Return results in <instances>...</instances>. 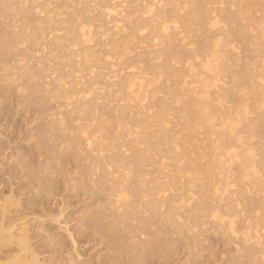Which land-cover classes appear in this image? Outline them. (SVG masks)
I'll list each match as a JSON object with an SVG mask.
<instances>
[{
    "label": "rangeland",
    "instance_id": "1",
    "mask_svg": "<svg viewBox=\"0 0 264 264\" xmlns=\"http://www.w3.org/2000/svg\"><path fill=\"white\" fill-rule=\"evenodd\" d=\"M6 1V0H5ZM39 1V3H40V1L42 2L43 1V3H45V0H38ZM37 1V2H38ZM47 1V0H46ZM49 1V2H48ZM47 2L48 3H50V4H48V8H49V6L51 7L50 9H52L53 11H55V13H56V15H58V16H61V17H59L60 19H63L64 18V16L65 15H67V16H65V18L64 19H69V17H71L70 19H69V21H66L67 23V25L69 24L68 22H70V24L71 23H74V21L77 23H74L75 25H72V26H76V25H78V24H80V23H82L83 21L85 22V21H88L87 23L89 24V22L91 23L92 21H93V23H95L96 21L98 22V20L99 19H96L99 15H102V13L104 14V11L103 10H101L102 9V7H100V6H103V5H101V2H100V0H99V5H98V1L97 0H94V1H92V0H90V1H92L89 5L90 6H87V5H85L84 3H83V5H84V7H83V5H82V2H83V0L81 1V2H79L78 0H75L74 2L75 3H73V0H48ZM60 1V2H59ZM63 3H62V2ZM67 1V2H66ZM84 1H86V0H84ZM89 1V0H88ZM88 1H86L85 3L86 4H88L89 2ZM97 1V2H96ZM116 2H118L117 0H115ZM136 2H137V0H135ZM135 1L134 0H127V1H125V3L127 4H124L123 5V7H125V8H123V10H125V9H127V11L129 12V11H131L132 9H135V6L137 5L136 3H135ZM142 1H145V2H147V3H149L150 1H152V0H142ZM156 2H157V0H155ZM167 1H169V2H167ZM174 1H176V0H166V3H163V4H167V6L165 7V12L166 11H168V13H169V11L171 10H173L174 9V7L176 6V4L178 3V5L181 7V5L184 7V3L185 2H187V4L185 3V7H184V12L182 11V12H180V14L181 15H185L184 17L185 18H183V19H193L192 21L190 20V28L188 29V30H183V29H181V30H183L184 32H185V34H183V35H185V37H187L186 39H187V41H192V43H193V45L195 46V48H192L191 46H193V45H191L190 46V48H192L191 50H188L186 53L188 54V53H190L193 49L195 50L197 47L196 46H198V45H200L202 42L203 43H207V38H208V42H209V30H211V29H209V27L207 26V21H206V17H205V19H204V16L202 15L201 16V14H202V12H201V10L202 11H207V10H209V8H207V10H205V6H211L210 4H206L205 3V1H201V0H177L176 2H174ZM196 1H198L197 3H196ZM221 1V3H219L220 5H214V4H212V6L210 7V11L211 12H213L212 10H214V12H215V16H214V18L216 17V19L219 17V19H217L218 20V22L220 21V19H221V23L222 24H220V27H221V29L220 30H222V27L224 28V30H222L223 32H225V35H224V33L223 34H221L222 32L219 30L218 32H219V34H221L222 36L224 35L225 37H221L220 36V38H222V44H223V46L224 45H226V41L225 40H227L228 42L229 41H231V43L233 42V45L237 48L236 50H235V48H234V46L233 45H231V46H233L231 49H233L234 48V50L235 51H233L232 53L234 54V52H235V56L234 55H232V53L230 54L231 56H233V58L235 59V61L233 62V60H232V64H229V63H227L226 65L224 64V66L226 67L227 66V68H225V69H222L223 70V73L224 74H220V76L221 75H223V77H220L221 78V81H223L222 80V78L224 79V77H226L225 79H224V85H223V82L222 83H218V87H219V89H221V91H223L225 94L227 93L228 94V92L229 93H231L233 90L232 89H234L235 91V96L236 97H233L234 99H236L237 101H239V99L241 98V96H244L245 98L246 97H248V94L250 93V90L249 89H254V87L253 86H255V90H256V84L258 83V82H256L257 80H255V83H253L254 82V80H253V78L251 79V76H250V73H252L251 71L253 70L254 72V74L255 75H258V74H261L260 76H261V78H262V75H263V78L262 79H264V71L262 70V67H264L263 65V61L262 60H260V59H264V47H262V46H264V44H262V45H259L261 42H262V40L261 39H264V36H262V33L261 32H263L264 31V26L263 25H261L260 27H261V29H260V27H259V25L258 24H260L261 23V19L262 18H264V0H260V2H262V3H260L259 2V0H257V2L258 3H256L255 5H254V7H248L249 9H247L246 11H245V14H242V16L244 17H242V22H240L239 20L241 19V17H238V18H240V19H234V20H232V21H227L226 20V18H224V20H223V16H224V14H226V12H228V9H226V8H229V10H234V11H237V9L236 8H238V7H235L236 5H238V0H220ZM224 1V2H223ZM231 1H232V3H234V5L231 7V6H229L230 4H231ZM1 2H2V5H1ZM51 2H52V4H51ZM53 2H54V5H53ZM69 2V3H68ZM72 4H71V3ZM114 2V1H113ZM116 2H114V5H119V4H116ZM129 4H128V3ZM139 2H140V4H139ZM139 2H137L139 5H140V7H142V4H141V0H139ZM173 2V3H172ZM192 2H193V4H192ZM217 2H219V0L218 1H216L215 2V4L217 3ZM79 3H81V4H79ZM96 3V4H95ZM131 3V4H130ZM133 3V4H132ZM182 3V4H181ZM190 3H191V5H190ZM194 3H196V5L194 4ZM223 3V4H222ZM225 3H227V4H225ZM29 3L27 2V5H28ZM59 4H60V6H59ZM66 7H64L63 5ZM66 4V5H65ZM68 4V5H67ZM95 4V5H94ZM102 4H104L103 2H102ZM105 4H106V2H105ZM111 4H113V3H111ZM135 4V6H133ZM171 4V5H170ZM206 4V5H205ZM229 4V5H228ZM262 4V5H261ZM4 5H5V2H4V0H0V36H2L3 37V39H1L2 37H0V198L2 199V200H4L3 199V197L5 198V197H10L11 199H9V200H12L13 199V202L14 201H16V204L18 203V205L19 206H15L16 204L14 203L13 205H10V204H7V205H5L6 206V209H7V207H8V209L7 210H9V212H11V213H8L7 215L8 216H10V218L9 217H7L8 219H6V221H11V219H13V221H16V219H17V217L19 218L20 217V221L19 220H17L16 222H14V223H19V225H17V224H15V225H17V226H20V222H22V224L23 223H26L25 225L27 226L26 228V230H27V234H29L28 235V238H29V242H30V248H31V250L35 253V254H37V256L39 257V259L40 258H42V260H44V261H46V263H51V264H255L254 262V260L252 259V258H250L249 257V255L247 256V254H245V253H247L246 251V248H248L249 246H247V245H250V244H247V245H245L244 243H242V239H241V236L239 235V237H233V235L231 236V235H227L226 236V234H225V236L223 237L222 235H221V233L220 234H218L216 231H217V227L214 225L215 223L212 221V219H211V215L210 216H208L207 214H204V215H206L205 216V218H201V217H204V215H202V213L204 212L203 210H202V213H201V211H200V215H201V217H199L200 215H199V213L197 214V216L199 217V218H201V222H199V224H198V221H200V219L199 218H196L195 220H194V218L191 216V215H185L186 216V218H185V216H181V217H183V219L182 218H180L179 220L181 221V222H177L178 223V225H181V224H187L188 222H186V221H184L185 219H189L188 221H190L189 222V224H191V225H186V226H190L189 228H190V230H191V227L192 226H194L195 224H193L194 223V221L195 222H197L196 224H198L199 226H200V228H199V226L198 225H195L196 227H192L193 229V232H192V230L190 231V234L192 233V235H189V233H188V235L189 236H186V238H185V233H183L184 232V230L185 229H187V227L186 226H184V228H183V230H180L181 231V233H182V236H181V233L179 232V227H180V229H181V226H177V230L178 231H176V232H179L180 234L178 235V233H175V234H173L174 232H175V230H173L174 228H170V226H169V229H166L167 228V225H169V224H167L166 223V221H165V223L167 224H164L163 222V224L161 223V222H159L157 225H155L154 224V226H152V227H147L146 229H148V230H145V228H144V234L141 232L140 233V231L139 230H141V226H143V225H141V222L139 221L138 222V220H143L144 218H146V219H144V220H147L148 219V221H150V222H154L155 220V216H154V214H152V212L150 211H147V214L146 213H144V212H142L141 213V211L140 212H138L139 213V215L138 214H136V215H134L133 217H135L136 216V218H133L132 217V222H128L127 220V222L128 223H126L125 221H123V220H121V221H123V222H120V224L118 225V227H112L111 226V224H110V215L106 218V217H100V215H98V211H99V208H100V204L102 203V201H103V199H106V198H104V197H106V193H102V192H100V190L98 189V188H101L102 187V189H105V185L104 186H102L101 184H99L98 183V181H99V179H98V177L99 176H101V173H100V171H102L99 167H98V172H97V170L95 171H93V173H92V175H91V178H90V176L87 174V168H88V166H90L91 167V164H92V162H90L89 160H90V158H91V161H92V155L94 156H96V154H93V150L95 151L96 149V146H100L101 147V145H99V143L100 142H102L103 141V148H105L106 146V144L108 145H110V144H113V145H111V146H113V147H116V149H118V154L119 155H122L123 157H124V160H125V158H126V156H127V158H126V161H128V159L130 160L131 159V155H138V156H140L141 157V159H142V161L140 162V163H138V165L136 164V166H134V163H130L131 165H129L128 167H129V169L127 168V170H129L131 173H129V175L131 174V176H130V179H131V177L132 178H134L135 176L134 175H136V174H139V175H143V174H145L144 176V178H146V177H149V175H152L151 176V179L154 177V175H155V173H156V164L154 165L153 163L155 162V161H158L159 159H160V154H162V156H163V152L162 151H164L163 149H165L164 147H166V148H168L167 147V145H165L166 144V142L167 143H169V145L168 146H173L174 144V146L173 147H175L176 145H178V144H180V145H182V147L181 146H177L179 149H177V152L180 150V148H186V149H184V150H182V155H181V150L179 151L180 153H179V158H180V162H181V160L183 159V157L186 159V157L188 156L187 155V153L188 152H190L191 151V153H190V155H189V157H190V159H189V157L187 158L188 159V161H193V162H195V164L198 162V160H199V163H200V166H199V163L198 164H196V167H198L197 168V171H198V169H199V167L201 168H203L204 166L206 167V169H208V168H210V170H208L209 171V173L211 172V164L210 163H212L213 165H212V168H215V170H218V168L217 167H215L216 165H217V162H218V160H216V158L213 156L212 157V154H213V152H210V149H208V147H210L211 146V143L212 144H214L213 145V148L214 147H216L217 146V144L215 143V141L216 140H214L215 138H216V136L215 135H211V136H207V135H209L212 131L211 130H213V128L210 130L211 132H209V129H207V128H209V127H206V129H205V126L203 127L204 128V131L202 130V128H201V131H198L197 129H193V132H189L188 134H189V136L191 135V133H192V135L194 134V132H195V135L196 136H194L195 138H193V136L191 135V138H189V140L187 139V141H186V139H185V134L186 133H183V132H186V130L184 131V129L180 126V123H179V126L182 128H180L181 129V132H182V135L184 134V139H185V141H184V139H183V136L181 135L180 136V139L183 141H181L180 139H179V134H178V132H180V129H179V127H178V129H177V126H174V125H178V123H177V121H179L178 120V118H177V115H179L180 113L179 112H181V111H179V109L178 108H181L180 106H182V109H183V101L185 100H183V97H181L180 99L181 100H179V101H182L181 103H177V104H179V107H178V105H176V104H173V102L174 101H172V99H171V103L173 104H171V103H169V105H168V103H167V101H168V99L169 98H167V97H169L170 95H165L166 97H163V95H164V93H163V95H161V94H159V97L158 98H156V100H154V101H150V102H148V100H146V102L145 103H147L149 106L152 104H154L155 105V108H153L154 107V105H153V107H152V105H151V107L154 109V110H149L150 111V115H152L151 113L153 112V111H155L156 109L157 110H159V108H160V102L162 103V100H163V103H166L167 105H164L163 103H162V106L164 105V106H166V109L168 110V112H169V110H170V117H169V119H170V124H169V126H171V132H174L176 135L178 134V136H177V138H176V136H175V139H173L174 141L176 140L177 141V139H179L180 141H173V140H167L166 142H165V144H164V142H163V144H164V147H163V144H162V142H160L158 139H160L161 140V138H160V134H161V137L164 135V134H162V133H159V127L156 125V123H154V121L153 120H149V119H147L146 117H145V114L144 113H140V114H142L141 116L142 117H144L146 120L145 121H147V120H149L148 122H145L144 120H142V118H141V116L140 115H138L139 116V118L142 120V122H143V124H140L141 126L140 127H138L139 126V124H138V122H135V121H133L134 120V116H135V114H133V112H130L129 111V109L128 108H130V106L127 108V104L125 105V104H121V99H120V96H123L122 94L120 95V94H118V93H114V91H116L115 89L113 90V88L112 89H107V92H106V87H107V84L106 83H108V82H106L105 80H107V78L110 76L111 78H112V76H111V74L113 75V74H115V72L114 71H117L116 72V74L118 75H113V76H116L115 78H117L118 77V80L120 79H122V75L124 74V72H125V74H124V76L126 75V73L128 74L129 72H127L129 69H128V67L129 66H131V64L133 63H136V64H134L135 66V68L133 67V64H132V67H133V70L135 69V70H137L136 69V66H137V68L139 69V71H143V77H144V75H145V78H140V76L141 75H139V76H137L138 74H137V72H136V77H138L139 79H142L141 81H143V85L145 86L146 84V81H147V85L152 81V79H153V77H156L155 75H157L159 72H157V74L154 72L155 70V63L153 64V62H151V61H149V58L152 60L154 57L152 56V55H149L150 54V52H154L155 51V49H152L151 47H150V49L148 48V50L146 49L147 47H149V45L150 44H148L149 43V41H148V43H147V38L150 36H148L147 37V35L148 34H150V33H148V31L145 33V31H144V33H145V36H144V34L143 33H141V34H143V35H141V36H139L138 35V33H136V32H131L132 34L133 33H135V35H133V37H130V36H132V34L128 37L129 39H130V41H129V39L127 40L128 41V44H123V43H125V41L120 45V43H119V45L121 46H119L118 44H116V47L117 48H115L114 46L115 45H113L112 47H111V45H110V47H109V45L107 46L108 48H111V51L113 50V47L115 48V50H114V52L112 51H110L109 53H112V55L113 56H111V54H109L111 57H115L117 54H120V56H123V57H120V56H116V57H118L119 59L117 60V58L115 57V61L114 60H108V62H106L105 60V63H104V61H100L101 63H104V65H102L100 62H98L97 63V65L98 64H100V65H102V67L100 66H97V68H95V73L96 74H98V75H101L102 76V78H103V80H101L102 81V84H103V81H105L104 83L106 84V85H104L103 84V90L102 91H100V93L101 94H103V96H105V97H103L101 100H103L104 98H105V100L104 101H102L103 102V105H107V108H109V109H107V108H105V106H104V108L107 110V112H109V110H110V113L111 112H113L112 113V116L114 117V119H113V117H111V116H105V115H109V113H107V114H103V116H105L104 118V120H103V116L101 117V115L102 114H100L99 115V113H97L98 114V117L100 116V119L98 118V117H95V116H97V115H94L93 113V115H91V114H88V115H86L85 113V116H84V120H83V116L81 117V119L83 120V122H79V121H76V122H74L75 123V125H77L76 127L77 128H81V125L83 126V125H85L86 126V123L87 122H91L90 121V119L88 118V117H90L91 119H93L92 121L93 122H91V124H89L88 126H89V128H88V126H87V128L89 129V130H87V128H85V129H83V130H85V132L87 133V135H88V132H90L91 133V131L94 133V131L96 132L98 129H100V128H98L97 126L99 125L98 123H99V121H101V122H103L104 123V121L106 120L107 121V125L105 126V123H104V125L102 124L101 126H102V129H100L99 130V132L97 133V135H96V139H94L95 138V134L96 133H94V134H92L93 136H94V138H93V141L95 140H97L98 141V139L97 138H99V141H100V138H102L101 140L102 141H100V142H97L96 144H92V146H94V149H93V147L92 148H89V150L86 148V146H84V141H81L82 139H80V140H77L76 142H75V144H71V141H70V138H72V137H75V135H77L79 132H77V131H79V130H77L76 132H74L76 129L73 127V124L71 123V126H70V123H65V124H63L62 125V131L64 132L63 134H62V132L61 131H58L57 133L55 132L54 133V131H53V133H52V131H50V132H47L45 129H47V127H49L50 126V123H51V120L52 119H50V118H52L51 116H48V115H50V113H57V112H59L60 113V111H61V113H65V111L67 110H70V109H72L73 107H71V106H74V105H70V107L71 108H67V104H71V102H72V104H73V100L74 99H71V100H67L66 101V98H63L64 96V94L61 96V93H58V94H56V91H57V89H56V87L55 86H57L56 84H57V80H58V78H59V80L61 81V85H62V83L64 82H66L65 84H63L62 85V87L64 86V88H65V91H67L68 89L67 88H69V86L70 85H68L69 84V82H70V84H71V87H73L72 86V84L74 83V80H72V81H69L70 79H72V78H66V74H68V70H70V73H72L71 72V70L72 71H75V70H77L78 69V67H82V69H86L85 67L87 66L88 68L90 67L89 66V64L90 65H92L93 63H96V62H94L95 61V59L91 62H89L88 63V65H87V63L85 64V65H83L82 63H79V61L77 62L76 60H78V59H75L74 60V57H73V54L75 55L76 53H78V46L77 47H72V48H75V49H73L72 50V48H69V49H66L67 48V46L65 47L64 46V48L62 47L63 46V44L61 45V44H59L58 46H60L61 45V48L60 47H57L56 45H54V44H56V43H53V44H51L53 41H54V39H52V36H54V34H58V32H54V30H51L50 28L48 29V27L46 26V24H45V22L43 21L42 22V19L43 18H41V17H43L44 16V14H42V15H40V17H39V19H41V20H39L40 21V25H38L39 24V22L35 25H25L26 23H23V21L24 20H21V19H19L18 20V17L16 18V19H14V20H11V19H9V17H6L5 15H4V13H2L3 11H2V9H3V7H4ZM52 5V6H51ZM73 5V6H72ZM76 5V6H75ZM94 5V8L92 7ZM165 5H163V6H165ZM174 7H173V6ZM198 5H199V7H198ZM214 5V6H213ZM260 5V6H259ZM2 6V7H1ZM58 6V7H57ZM67 6H68V8H67ZM72 6V8H71V10H70V7ZM78 6H81V7H78ZM86 6V7H85ZM96 6V7H95ZM98 6V7H97ZM138 6V5H137ZM136 6V7H137ZM158 6H159V4H158ZM197 6V7H196ZM204 6V7H203ZM228 6V7H227ZM258 8H257V7ZM20 7H22V6H20ZM47 7H45L44 9H46ZM54 7H56V8H54ZM63 7V8H62ZM77 7V8H76ZM90 7V8H89ZM140 7H137L136 9L138 10ZM171 7V8H170ZM187 7H188V9H187ZM202 7V8H201ZM232 9H231V8ZM235 7V8H234ZM261 7V8H260ZM61 8V9H60ZM82 8V9H81ZM95 8H96V10H95ZM100 8V9H99ZM121 8V9H122ZM164 8V7H163ZM170 8V9H169ZM190 8V9H189ZM194 9V11H193V9ZM198 8V9H197ZM200 8V9H199ZM214 8V9H213ZM255 8V9H254ZM258 10H257V9ZM43 9V10H44ZM56 9V10H55ZM77 9H81V10H78L77 12H75ZM87 9V10H86ZM120 9V10H121ZM219 11H218V10ZM236 9V10H235ZM246 9V8H245ZM244 9V10H245ZM251 9V10H250ZM62 10V11H61ZM70 12V14H69V12ZM84 12H83V11ZM89 10V11H88ZM91 10V11H90ZM97 11V12H95V11ZM197 10V11H196ZM216 10H217V12H216ZM222 10V11H221ZM243 10V11H244ZM45 11V10H44ZM46 11H47V9H46ZM57 11V12H56ZM58 11H59V13H58ZM79 11H81V12H79ZM87 11V12H86ZM94 11V12H93ZM100 11L102 12V13H100ZM127 11L125 12L126 14H127ZM171 11H170V13H171ZM188 11V12H187ZM192 11V12H191ZM221 11V12H220ZM260 13H259V12ZM63 12V13H62ZM73 12V14H71ZM94 14H93V13ZM123 12V11H122ZM123 12V15L125 16L124 18V20L125 21H127V24H128V22L130 21V24H132L131 22L133 21L132 19V17H134V16H132L131 15V13H130V15L129 16H126L125 15V13ZM186 12V13H185ZM192 14H191V13ZM198 12V13H197ZM232 12V11H231ZM254 12V13H253ZM257 12V13H256ZM54 13V12H53ZM79 13V14H78ZM183 13V14H182ZM194 13H195V16H194ZM206 14H208L207 15V18L209 17V15H210V12H205ZM224 13V14H223ZM244 13V12H243ZM248 13V14H247ZM252 15H251V14ZM3 14V15H2ZM25 14L27 15V16H31V14L30 13H28V12H26L25 11ZM60 14H64L63 15V17H62V15H60ZM75 14V15H74ZM81 14H82V16L84 17H82L81 16ZM86 14H87V16L88 17H86ZM93 14V15H92ZM96 14H99V15H96ZM129 14V13H128ZM127 14V15H128ZM190 14V15H189ZM198 14V15H197ZM220 14H221V16H220ZM71 15H73V18H72V16ZM137 15V14H136ZM193 15V16H192ZM217 15H219L218 17H217ZM248 15V16H247ZM255 15V16H254ZM79 16V17H78ZM93 16H95V17H93ZM104 16V15H103ZM131 16V17H130ZM138 16V15H137ZM136 16V17H137ZM187 16H188V18H187ZM197 16V17H196ZM199 16V17H198ZM226 16V15H225ZM224 16V17H225ZM259 16V17H258ZM261 16V17H260ZM4 17V18H3ZM6 17V18H5ZM66 17H68V18H66ZM78 17V18H77ZM90 17V18H89ZM99 17H101V16H99ZM98 17V18H99ZM127 17V18H126ZM183 17V16H182ZM193 17V18H192ZM211 17H213L212 15H211ZM222 17V18H221ZM76 18H77V20H76ZM79 18H81V19H79ZM88 18V19H87ZM101 18H103V17H101ZM100 18V19H101ZM104 18H105V16H104ZM128 18H129V20H128ZM196 18V19H195ZM199 20H198V19ZM210 18V17H209ZM208 18V19H209ZM214 18H210V20H212L213 21V19ZM248 18H250V19H248ZM253 18V19H252ZM6 19V20H5ZM8 19V20H7ZM56 19H58V17L56 18ZM72 19V20H71ZM74 19V20H73ZM91 19H94V20H92V21H90ZM96 19V20H95ZM134 19H135V17H134ZM248 21H247V20ZM103 20V19H102ZM236 20V21H235ZM3 21V22H2ZM16 21V22H15ZM64 21V20H63ZM65 21H64V23H65ZM105 21V20H104ZM123 22L122 24L124 25V26H127L125 23L126 22ZM196 21V22H195ZM205 21V22H204ZM227 21V22H226ZM235 21V23H233ZM252 21V22H251ZM255 21L258 23H255ZM260 21V22H259ZM263 21V20H262ZM21 22V23H20ZM83 22V24L85 25V23ZM96 22V23H97ZM192 22H194V23H192ZM207 22V23H206ZM240 22V23H239ZM4 23H7V24H5L4 25ZM17 23V24H16ZM93 23H91V25L93 24ZM96 23L94 24V26L92 25V26H90V27H92V30L94 31V33L93 34H95V31L97 32L98 31V29L96 30ZM205 24V26H204V24ZM225 23H227L228 24V26H227V24H224ZM236 23H238V24H236ZM249 23H251V24H249ZM254 23V24H253ZM262 23H264V21L262 22ZM15 24V25H14ZM42 24H44L43 26H42ZM65 24V25H66ZM88 24H87V26H88ZM98 24V23H97ZM130 24H128L129 26H128V28L131 26ZM12 25V26H11ZM64 26V25H62L61 27H63L64 26V28H65V30L63 29V31L62 32H60L61 34H58L57 36H63L65 33H66V31L68 30V29H74V27H71L70 25H68V26H70V27H68V26ZM221 25H224V26H221ZM243 25V27H244V25L246 26L245 27V29L243 30L242 29V26ZM6 26V27H5ZM9 26V27H8ZM16 26V27H15ZM132 26H133V24H132ZM193 26V27H192ZM235 26V27H234ZM263 26V27H262ZM5 27V28H4ZM68 27V28H67ZM89 27V26H88ZM89 27V28H90ZM93 27H95V28H93ZM205 27V28H204ZM207 27V28H206ZM219 27V28H220ZM233 27V28H232ZM237 27V28H236ZM249 27L250 28H254L257 32H253V34H252V32H251V34L252 35H256L257 33H258V31H261V32H259V33H261V34H258V36L259 35H261L262 37H261V39L256 35V37L259 39H257V41H261L260 43L259 42H257L256 41V37H253L254 39V41L253 40H250V38H249V36H248V38H247V36H246V34L247 33H245V35L244 36H246V38L244 37V36H239L238 34H237V31H239L238 29H242L244 32H246V30H248V33H250L249 32ZM257 27H258V30H257ZM31 28V29H30ZM130 28H132V27H130ZM130 28L128 29V32L130 33ZM180 28H182V26H180ZM195 28V29H194ZM227 28H228V30H227ZM262 28H263V31H262ZM34 29V30H33ZM38 29V30H37ZM40 29H41V31H40ZM46 29V30H45ZM61 29V30H62ZM125 29L127 30V28L125 27ZM132 29H134V28H132ZM199 29V30H198ZM203 29L206 31H204L203 32ZM209 29V30H208ZM236 29H237V31H236ZM253 29V30H254ZM260 29V30H259ZM6 30V31H5ZM24 30V31H23ZM28 30V31H27ZM91 30V31H92ZM194 30V31H193ZM202 30V31H201ZM232 30V31H231ZM251 30V29H250ZM253 30H251V31H253ZM44 31V32H43ZM47 31V32H46ZM60 31V30H59ZM65 31V32H64ZM70 31V30H69ZM92 31V32H93ZM132 31H134V30H132ZM149 31H150V29H149ZM180 31V30H179ZM190 31V32H189ZM193 31V32H192ZM227 31L229 32V34L227 33ZM243 31H241V33L243 34L244 32ZM8 32V33H7ZM46 32V33H45ZM48 32H50V34L48 33ZM52 32H53V34H52ZM127 31H125V33H126ZM127 32V33H128ZM182 32V31H181ZM25 33V34H24ZM42 33V34H41ZM69 33L70 32H68L67 34L69 35ZM126 33V34H127ZM228 34V36H227V34ZM239 33V32H238ZM255 33V34H254ZM4 34V35H3ZM10 34V35H9ZM19 34V35H18ZM36 34V35H35ZM44 34H46V36L44 35ZM49 34V35H48ZM147 34V35H146ZM181 34V35H182ZM264 34V33H263ZM6 35V36H5ZM14 35H16V36H14ZM32 35H33V37H32ZM68 35H66L65 34V36L67 37ZM71 35V34H70ZM129 35V34H128ZM182 35V37L184 38V36ZM195 35V36H194ZM248 35V34H247ZM8 36V37H7ZM12 36V37H11ZM21 36V37H20ZM23 36V37H22ZM25 36V37H24ZM47 36H50V37H48L47 38ZM56 36V37H57ZM72 36V35H71ZM71 36H70V38H71ZM96 36L97 35H94V37L96 38ZM98 36H100V35H98ZM136 36H138V37H136ZM144 36V37H143ZM198 36V37H197ZM237 36H239V37H237ZM5 37V38H4ZM10 37V38H9ZM39 37V38H38ZM136 37V38H135ZM178 37H180V36H178ZM181 37V38H182ZM190 37V38H189ZM200 37V38H199ZM232 37V38H231ZM235 37V38H234ZM7 38V39H6ZM17 38H19V39H17ZM27 38V39H26ZM40 38H42V39H40ZM55 38V37H54ZM95 38H93L95 41H93L94 43H96V45L98 44L97 42H99L100 40H101V38H103V42H106V40H104V37H101L100 39H99V41H97V39H95ZM134 38V39H133ZM142 39V42H141V39ZM143 38H146L145 39V41L143 40ZM195 38V39H194ZM204 38V39H203ZM218 38H219V36H218ZM217 38V39H218ZM240 38V39H239ZM4 39H5V41H4ZM12 39V40H11ZM27 41H26V40ZM33 39V40H32ZM67 39H69L68 37H67ZM133 39V40H132ZM138 39V40H137ZM193 39V40H192ZM197 39V40H196ZM223 39H224V41H223ZM230 39V40H229ZM234 39V40H233ZM244 39H246V40H250V41H248V44H247V41L246 42H244ZM16 40V41H15ZM22 40V41H21ZM24 40V41H23ZM46 40V41H45ZM132 40V41H131ZM149 40V39H148ZM205 40V41H204ZM238 40V41H237ZM18 41V42H17ZM36 41H37V43H36ZM52 41V42H51ZM126 41V42H127ZM136 41H138V42H136ZM143 41H144V43H146V44H148V45H143L144 43H143ZM186 43H187V41L186 40H184ZM196 41V42H195ZM200 41H202V42H200ZM236 41H237V43H236ZM256 42V43H252V42ZM264 41V40H263ZM11 42V43H10ZM16 42V43H15ZM42 42H44V43H42ZM49 42H50V44H49ZM101 42V41H100ZM100 42H99V45H101L100 44ZM103 42H101V43H103ZM184 42V43H185ZM221 42V41H220ZM244 42V43H243ZM251 44H250V43ZM18 43V44H17ZM42 45H41V44ZM70 43V42H69ZM93 43V44H94ZM108 43V41L106 42V44ZM136 43V44H135ZM142 43V44H141ZM184 43H181V45L183 44V46H184ZM186 43H185V45H186ZM191 43V42H190ZM231 43H227L228 45L229 44H231ZM31 44V45H30ZM49 44V45H48ZM134 44V45H133ZM188 44V43H187ZM222 44H220V46L222 45ZM245 44H246V46H245ZM10 45V46H9ZM35 45V46H34ZM37 45V46H36ZM54 45V46H53ZM95 45V44H94ZM98 45V46H99ZM127 45V46H126ZM228 45H227V47H228ZM252 45V46H251ZM255 45V46H254ZM257 45V46H256ZM7 46H9V48L7 47ZM13 46V47H12ZM56 46V47H55ZM145 46V47H144ZM193 46V47H194ZM258 46H261L260 48L258 47ZM11 47V48H10ZM69 47H70V44H69ZM100 47V46H99ZM120 47V48H119ZM130 47V49H128ZM162 47V46H161ZM164 47V46H163ZM162 47V48H163ZM185 47V48H184ZM184 47H182V49L184 48V51L185 50H187V48L188 47H186V46H184ZM226 47V48H227ZM239 47V48H238ZM252 47H253V49H252ZM255 47H258V48H255ZM29 48V49H28ZM64 50H63V49ZM78 48V49H77ZM107 48V49H108ZM125 48H126V50H125ZM141 48V49H140ZM143 48V49H142ZM229 48H230V45H229ZM250 48H251V51H250ZM262 48V49H261ZM61 49H62V51H61ZM72 51H71V50ZM96 49V50H95ZM99 49V48H98ZM106 48L105 49H100L101 51H103V50H107ZM119 49V50H118ZM133 49V50H132ZM154 50V51H152V50ZM33 50H34V52H33ZM38 50V51H37ZM67 50V51H66ZM94 50L95 51H98L97 50V46L94 48ZM108 50H110V49H108ZM117 50V51H116ZM121 50V51H120ZM132 52H131V51ZM159 50H160V48H159ZM194 50L192 51V52H194ZM221 50H223V49H221ZM230 49H228V51H229ZM253 50V51H252ZM41 51V52H40ZM76 53H75V52ZM220 51V50H219ZM232 51V50H231ZM45 52V53H44ZM49 52V53H48ZM64 52V53H63ZM73 52V53H72ZM105 52V51H104ZM123 52V53H122ZM124 52H126V53H124ZM237 52V53H236ZM249 52V53H248ZM39 53V54H38ZM52 53V54H51ZM55 53V54H54ZM66 53V54H65ZM113 53H115V54H113ZM139 53V54H138ZM144 53V54H143ZM230 53V52H229ZM252 53V54H251ZM42 54V55H41ZM52 56H51V55ZM65 54V55H64ZM68 54V55H67ZM131 54V55H130ZM151 54H153V53H151ZM190 54H192V53H190ZM194 54V53H193ZM38 55H39V57H38ZM50 55V56H49ZM57 55V56H56ZM59 55V56H58ZM62 55V56H61ZM63 55H64V57H63ZM66 55H67V57H66ZM115 55V56H114ZM125 55V56H124ZM135 55V56H134ZM149 55V56H148ZM154 55V54H153ZM189 55V54H188ZM220 55H222V53H220ZM251 55V56H250ZM258 55V56H257ZM34 56V57H33ZM133 56L135 57V59L133 58ZM139 56V57H138ZM238 56V57H237ZM254 56H256V57H254ZM50 57V58H49ZM60 57V58H59ZM110 57V58H111ZM132 57V58H131ZM152 57V58H151ZM244 57H245V59L246 60H244ZM247 57V58H246ZM263 57V58H262ZM34 58V59H33ZM113 58H111V59H113ZM120 58H124V59H120ZM138 58V59H137ZM148 58V59H147ZM242 58V60L240 61V59ZM256 58V59H255ZM27 59H31V60H33V61H29V60H27ZM45 59V60H44ZM46 59H48V60H46ZM58 59H59V61H58ZM64 59V60H63ZM66 59V60H65ZM145 59V60H144ZM161 59H162V61H164V62H161ZM161 59L159 58V61H160V63H158V64H160V66H162V64L161 63H163V64H165V59L163 58V57H161ZM164 59V60H163ZM192 59H194V58H191V60ZM224 59V58H223ZM223 59H221L222 60V62H224L225 61V59H224V61H223ZM25 60H26V62H25ZM64 61V62H62V61ZM68 60V61H67ZM119 60H122L121 61V63L119 64ZM125 60H127V61H125ZM131 60H133V61H131ZM134 60H137V61H134ZM139 60V61H138ZM148 60V61H147ZM168 60V59H167ZM166 60V61H167ZM172 59H169L168 60V62L169 61H171ZM188 61V62H191V63H189V64H193L194 63V61L192 60V61ZM196 61H197V63H196V61H195V63L194 64H196V67H198V63H199V61H200V59L199 60H197V59H195ZM239 60V61H238ZM252 60V61H251ZM36 61V62H35ZM49 61V62H48ZM52 61V62H51ZM77 63H76V62ZM153 61V60H152ZM155 61H158V60H155ZM158 61V62H159ZM173 61V60H172ZM171 61V62H172ZM247 61V62H246ZM255 61H256V63H255ZM262 61V62H261ZM38 62V63H37ZM57 62H58V64H57ZM115 64V66L117 65V67H115V68H113L114 67V65L112 64ZM115 62V63H114ZM117 62H118V64H117ZM125 62V63H124ZM138 62V63H137ZM146 64V66H143V65H145L144 63ZM193 62V63H192ZM240 62V63H239ZM251 62V63H250ZM259 62H261L263 65H261ZM27 64V65H25V64ZM47 63V64H46ZM49 63V64H48ZM72 63V64H71ZM78 63H79V66H78ZM92 63V64H91ZM112 64L113 65V67H111V68H109L110 66L108 65V64ZM142 63V64H141ZM225 63V62H224ZM235 63H237V64H235ZM36 64V65H35ZM54 64V65H53ZM63 64V65H62ZM70 64V65H69ZM82 64V65H81ZM121 64H123V65H121ZM139 65V67H138V65ZM182 65H183V63H181ZM180 63H179V66L176 64V69H178V67L181 69V65ZM193 64V65H194ZM239 64H241L240 66H239ZM243 64H244V66H243ZM257 64L258 65H260V67H261V71H262V73H261V71H258L259 73H257V71H255V69L257 70V68H258V70H259V68L260 67H257ZM26 66V67H28V69H30L31 67L33 68L34 67V65H35V67H38V68H47L46 69V71L47 72H45L44 74H45V76H46V78L44 79H41V80H36V81H34V82H32V81H30V82H28V77L25 75V74H28L26 71H28L27 70V68L25 69V72H24V68H23V70H22V68L21 67H23V66ZM42 65V66H41ZM65 65H67V67L65 66ZM74 65V66H73ZM96 65V64H95ZM107 65V66H106ZM127 65H129V66H127ZM149 65V66H148ZM154 65V66H153ZM230 65H232V66H230ZM233 65H234V69L236 68V71L233 69ZM237 65V66H236ZM255 65V66H254ZM18 66V67H17ZM24 66V67H25ZM31 66V67H30ZM77 66V67H76ZM104 66V67H103ZM125 66H127V67H125ZM158 65H157V63H156V67H157ZM185 67H186V65H184ZM183 66V67H184ZM224 66H223V68H224ZM244 68H243V67ZM245 66H247V67H245ZM250 67V69L248 70V69H245V68H249ZM251 66H253V67H255V69L254 68H252ZM11 67V68H10ZM13 67V68H12ZM54 67V68H53ZM74 67V69H71V68H73ZM95 67V66H94ZM107 67H108V69L109 70H111L112 68H113V71H111L112 73H110V71L107 69ZM154 68V69H152V68ZM240 67V68H239ZM16 68V69H15ZM18 68V69H17ZM56 68V69H55ZM62 68H63V71H62ZM70 68V69H69ZM76 68V69H75ZM106 68V69H105ZM120 68L122 69L123 68V70H124V68H126V70L127 71H125L124 70V72H122V71H120ZM148 68V69H147ZM150 68V69H149ZM158 68V67H157ZM231 68V69H230ZM252 68V69H251ZM14 70V72L13 71H11V70ZM20 69H21V71H20ZM60 69H61V71H60ZM97 69H98V71H97ZM99 69H101V70H99ZM103 69H105V70H103ZM114 69H116V70H114ZM159 69V68H158ZM158 69H157V71H158ZM183 69V68H182ZM230 71H228V70ZM244 69V70H243ZM16 70V71H15ZM58 70V71H57ZM66 72H65V71ZM88 70V69H87ZM108 70V71H107ZM148 70V71H147ZM196 70H198V68H196ZM221 70V71H222ZM224 70H225V72H226V74H225V72H224ZM233 70V71H232ZM245 70H247V71H245ZM55 73H54V72ZM80 71H83V70H80ZM104 71V72H103ZM145 71V72H144ZM9 72H10V74H9ZM21 72H23V74L21 73ZM105 72L106 73H108V74H106L105 75ZM114 72V73H113ZM119 72V73H118ZM135 72H132L133 74H135ZM146 72H148V74L149 75H146L147 73ZM153 72H154V75H153ZM250 72V73H249ZM15 75H14V74ZM59 73H61V74H59ZM110 73V74H109ZM144 73H146V74H144ZM151 73H152V75H151ZM221 73V72H220ZM236 75H235V74ZM249 73V74H248ZM8 74V75H7ZM20 74V75H19ZM21 74H22V77H23V79H24V81L26 82H28V83H25L24 84V81H23V79L21 80L20 78L21 77H19V76H21ZM78 74V73H77ZM76 74V75H77ZM102 74H104V75H102ZM140 74H142V73H140ZM239 74V75H238ZM2 75V76H1ZM3 75H5V76H3ZM14 75V76H13ZM19 75V76H18ZM24 75V76H23ZM48 75V76H47ZM60 75V76H59ZM75 75V76H76ZM109 75V76H108ZM151 75V76H150ZM234 77H233V76ZM246 77H244V76ZM16 76H18V77H16ZM57 76V77H56ZM78 76H80L79 74H78ZM107 76V77H106ZM122 76V77H121ZM147 76V77H146ZM227 76H229V77H227ZM240 76H241V78L243 79H241L240 78ZM259 76V77H260ZM2 77V78H1ZM12 77H14V78H12ZM50 77H52V78H50ZM64 77L66 78V80L64 79ZM77 77V76H76ZM106 77V78H105ZM159 76L157 75V78H158ZM162 77V78H161ZM160 77V82H159V80L156 78V80L158 81H155V79H154V81H152V83H153V86H152V84L150 85V87H149V91H151V88L153 87H160L161 85V83H162V86H163V84H165L166 83V85L167 86H169V87H171L172 85H171V80H169L168 79V77L167 76H161ZM167 78V80L168 81H166L165 80V78ZM48 78V79H47ZM105 78V79H104ZM220 78H219V80H220ZM237 78V79H236ZM248 78H250V79H248ZM51 79V80H50ZM62 79H64V80H62ZM109 79V78H108ZM139 79L137 80L138 82H139ZM146 79V80H145ZM150 79H151V81H150ZM228 79V80H227ZM230 79V80H229ZM248 80V82H247V80ZM13 80V81H12ZM19 80V81H18ZM51 82H50V81ZM58 80V83H60V81ZM75 80H76V78H75ZM112 80H113V78H112ZM111 79L109 80L110 82L112 81ZM118 80H114V81H118ZM145 80V81H144ZM233 82H232V81ZM239 81V83H238V81ZM249 80L251 81V80H253V81H251V83L249 82ZM23 81V82H22ZM63 81V82H62ZM108 81V80H107ZM148 81H149V83H148ZM165 81V82H164ZM171 81V82H170ZM230 81V82H229ZM242 81V82H241ZM245 81V82H244ZM264 81V80H263ZM15 82V83H14ZM19 82V83H18ZM40 82H41V84H40ZM47 82V83H46ZM72 82V83H71ZM137 82V83H138ZM167 82H170V83H167ZM244 82V83H243ZM21 83H23V84H21ZM48 83H50V84H48ZM154 83H159L158 85H156V84H154ZM248 83V84H247ZM249 83H250V85H249ZM254 85H253V84ZM27 84V85H26ZM67 84V85H66ZM168 84H170V85H168ZM173 84V83H172ZM229 84H231V86L229 85ZM233 84V85H232ZM240 84V85H239ZM243 84V85H242ZM263 84V85H262ZM262 89H264V82H262ZM32 85V86H31ZM35 85V86H34ZM43 85V86H42ZM156 85V86H155ZM223 86V88H222V86ZM248 86V87H246V86ZM251 85H252V87H251ZM22 86V87H21ZM31 86V87H30ZM39 86V87H38ZM42 86V87H41ZM152 86V87H151ZM165 86V85H164ZM175 85L173 84V89L175 88L176 90H178L179 88H178V86H176V87H174ZM236 86H238V87H236ZM243 86V87H242ZM251 88H250V87ZM259 86V83H258V86L257 87H260ZM19 87V88H18ZM33 87V88H32ZM45 87V88H44ZM69 88L70 90H68V91H71V89L72 88ZM221 87V88H220ZM227 87V88H226ZM231 88V89H229V88ZM235 87H236V89L238 88V91H241L242 93L239 95L240 96V98H239V96H238V98L239 99H237V94L236 93H238V91H236V89H235ZM51 88H54L53 90L51 89ZM107 88H109V86L107 87ZM30 89L32 90V91H30ZM35 89V90H34ZM44 89V90H43ZM56 89V90H55ZM67 89V90H66ZM105 89V90H104ZM222 89H224V90H222ZM227 91H226V90ZM241 89V90H240ZM257 89H259V90H257L258 92L259 91H261L260 89L261 88H257ZM36 90H37V92H36ZM49 90V91H48ZM112 90V91H111ZM248 90V91H247ZM67 91V92H68ZM213 91H214V89H213ZM221 91L219 90V97L220 98H218L219 99V101H220V103H222V104H224V102H227L226 104H225V110H227L228 108L230 109L231 107H234V110H235V107H236V105H237V101H235L233 98V100H231V98H229V102H228V99L227 98H225V101H222V100H224V96L226 97V95L223 93V94H221ZM231 91V92H230ZM247 91V92H246ZM42 92V93H41ZM47 92V93H46ZM49 92V93H48ZM52 92V93H51ZM58 92V91H57ZM110 92V93H109ZM111 92H113V93H111ZM249 92V93H248ZM264 93V90H262L261 91V93ZM121 93V92H120ZM210 93L214 96V94H216L215 96H216V98L218 97L217 96V93L216 92H214V94L212 93V89L210 90ZM244 93V94H243ZM248 93V94H247ZM260 93V92H259ZM51 94H53V95H51ZM108 94V95H107ZM118 94V95H117ZM212 95L210 96V100H209V102H213V106H216V108H221L222 106L220 105V103H218L219 101H217L216 103H215V105H214V102L216 101V98H215V100H214V97H212ZM220 95H222V96H220ZM224 95V96H223ZM48 96V97H47ZM107 96H109V97H107ZM119 96V97H118ZM118 97V98H117ZM163 97V98H162ZM187 96H185L184 98H186ZM213 99H212V98ZM122 98V97H121ZM170 98H171V96H170ZM221 98H222V100H221ZM108 99H109V101H108ZM151 99H155V97L154 98H151ZM150 99V100H151ZM158 99V100H157ZM160 99V100H159ZM211 99H212V101H211ZM246 99H248L247 100V102H249V100L251 99V98H246ZM107 100V101H106ZM112 100V101H111ZM170 100V99H169ZM187 100V99H186ZM158 101H160V102H158ZM199 102L200 101H203V103L202 104H206L207 103V105H208V102H206V101H204L203 99H199L198 100ZM232 103H231V102ZM240 101H241V104H240ZM240 101L238 102V104L241 106L242 105V102L244 103L245 101H242L241 99H240ZM252 101V99L250 100V102ZM69 102V103H68ZM101 102V101H100ZM101 102V103H102ZM104 102H106V104L104 103ZM109 102V103H108ZM112 102V103H111ZM124 102V101H123ZM122 102V103H123ZM169 102V101H168ZM204 102H206V103H204ZM248 103V104H250L249 106H251V107H253V103L251 102V103ZM144 103V104H145ZM151 103V104H150ZM229 103V104H228ZM246 103V102H245ZM111 104V105H110ZM130 104V103H129ZM133 105H135L134 103H132ZM143 104V106H141V107H146L145 105H147V104H145L144 105ZM171 104V105H170ZM200 104H201V102L200 103H198V105L197 106H199L198 108H202L203 106H202V104H201V107H200ZM211 105H212V103H210ZM228 104V105H227ZM248 104H245V107L242 109V111L245 109V108H247V111H248V108H249V110H250V107L248 106L247 107V105ZM131 105V104H130ZM132 105V106H133ZM147 105V106H148ZM230 105V106H229ZM235 105V106H234ZM244 105V104H243ZM122 106V107H121ZM123 106H126V109L124 108V110L122 109L123 108ZM137 106V105H136ZM135 106V107H136ZM148 106V107H149ZM157 106H159V107H157ZM161 106V107H162ZM164 106L162 107V108H164ZM238 106V105H237ZM102 107V106H101ZM114 107V108H113ZM116 107V108H115ZM118 107H119V109H118ZM134 107V108H135ZM228 107V108H227ZM239 107V106H238ZM238 107H236V108H238ZM52 108V109H51ZM54 108V109H53ZM57 108H59V109H57ZM112 109V111H111V109ZM137 108H140L139 106H137ZM131 109V111H133L134 110V112L136 113L137 112V110H139L140 111V109ZM147 108V107H146ZM145 108V109H146ZM254 108V107H253ZM120 109H122V110H120ZM145 109L143 108V109H141V111L140 112H142L143 110L145 111ZM148 109H150V108H147V110ZM181 109V110H182ZM218 109V110H219ZM222 110L224 109V106L221 108ZM219 110L220 112L222 111V110ZM49 110V111H48ZM146 110V111H147ZM162 109L160 108V110L158 111V112H160ZM178 110V111H177ZM232 110H233V108H232ZM237 110V109H236ZM235 110V111H236ZM251 110H252V108H251ZM250 110V111H251ZM118 113H120V114H118ZM139 111H138V114H139ZM149 111L147 112V114L149 113ZM224 111V110H223ZM222 111V112H223ZM240 111V113L242 112L241 111V109H240V107H239V110L237 111V112H239ZM48 114H47V113ZM50 112V113H49ZM128 112V113H127ZM130 112V113H129ZM156 113H157V111H155ZM155 112H153V113H155ZM230 112H233V111H230V110H228V111H226L225 113H230ZM255 112V113H254ZM256 110H254V111H252V115L253 116H251V114L249 115L248 114V116H251V117H249L248 118V116H246L248 119H247V121H250V125L251 126H249L250 128V130H248L247 129V131H246V129H243V126L241 125V126H239V128H241V129H239L238 128V131L236 132L237 133V139H238V135L239 136H241V138H239V139H242V142H243V137H246L245 139H244V146H246L245 148L247 149V151H249V149H251V150H253L254 152V155H257V156H255L256 157V159H258L257 157H260V156H262V155H264V128H262L263 127V125H261V123L263 122L262 120V122H256L255 120H260L258 117H259V113H257L256 114ZM176 113V114H175ZM233 113H236V112H233ZM232 113V114H233ZM46 114V115H45ZM83 114V115H84ZM117 114H118V117H117ZM126 114V115H125ZM129 114V115H128ZM132 114L134 115L133 117H132ZM137 114V113H136ZM146 114V115H147ZM184 114V113H183ZM182 114V115H183ZM222 113H218V115L216 114V116H219V115H221ZM258 116H256V115ZM90 115V116H89ZM111 115V114H110ZM144 115V116H143ZM174 115H176V116H174ZM92 116V117H91ZM137 116V115H136ZM74 117V119H76V118H78V115L76 116H73ZM86 117H87V122H86ZM95 117V118H94ZM107 117V118H106ZM111 117V119H113V120H111V119H109ZM125 117V118H124ZM126 117H127V119H126ZM132 117V118H131ZM253 117V118H252ZM47 118V119H46ZM61 118V117H60ZM119 118V119H118ZM137 119L136 120H139V123H142L141 121H140V119H138V117H136ZM153 118V117H152ZM251 118H252V120H251ZM49 119H50V121H49ZM88 119H89V121H88ZM96 119H99V120H97L96 121ZM109 119V120H108ZM128 119H130V120H128ZM132 119V120H131ZM168 118H167V120H169ZM171 119H172V121H171ZM81 120V121H82ZM123 120V121H122ZM114 121V122H113ZM251 121H255V122H253V126H252V123H251ZM86 122V123H85ZM118 122V123H117ZM121 122V123H120ZM150 122V123H149ZM215 122H218V121H215ZM214 122V123H215ZM48 123H49V126H48ZM79 123H81V124H79ZM94 123V124H93ZM110 123V124H109ZM125 123H127V125L125 124ZM129 123V124H128ZM133 123V124H132ZM177 123V124H176ZM96 124H98V125H96ZM138 125V126H134V125ZM216 124L217 123H215V127H216ZM263 124H264V122H263ZM64 125H66V126H64ZM90 125H92V126H90ZM124 125H126V126H124ZM130 127H129V126ZM146 125V126H145ZM218 125V124H217ZM255 125V126H254ZM47 126V127H46ZM68 126V127H67ZM96 126V127H95ZM111 128H110V127ZM156 126H157V128H156ZM168 126V127H169ZM261 128H260V127ZM46 127V128H45ZM106 127H107V129H106ZM117 127V128H116ZM123 127V128H122ZM149 127V128H148ZM156 129H155V128ZM167 127V129H169ZM175 127H176V129H175ZM219 127V126H218ZM217 127V130H220V127L218 128ZM65 128L67 129L66 131H65ZM71 128V129H70ZM72 128H74V129H72ZM91 128H93L92 130H91ZM95 128H96V130H95ZM98 128V129H97ZM125 128V129H124ZM136 128V129H135ZM173 128H174V130H178L177 132H175V131H173ZM261 130H260V129ZM81 129V130H82ZM106 129V130H105ZM110 129V130H109ZM143 130V131H141V130ZM170 129L168 130V132L167 133H169V131H170ZM216 128H214V130H215ZM243 129V130H242ZM254 129V130H253ZM48 130V129H47ZM70 130H72V131H70ZM91 130V131H90ZM105 130V131H104ZM124 130V131H123ZM126 130H131V131H129L130 132V134H131V132H132V135L134 136V138L136 137L138 140L140 139V141H137L136 140V138L134 139V140H136V142H140L141 143V145H136L135 144V146H137V147H135V146H133V144H132V146H131V148L128 146V145H126L127 143L126 142H129V141H131L130 139H129V136H128V139H129V141H127L128 139L127 138H125V136H126ZM135 130V131H134ZM195 130V131H194ZM197 130V131H196ZM216 130V131H217ZM240 130L242 131V133L240 134ZM45 131H46V133L47 134H45ZM70 131V132H69ZM88 131V132H87ZM136 132V134L134 133V132ZM151 133H150V132ZM244 131H246V133L244 132ZM259 131V132H258ZM263 131V132H262ZM72 132V133H71ZM106 132H107V134H106ZM128 132V131H127ZM128 132V133H129ZM143 132V133H142ZM148 132V133H147ZM155 132H156V134H157V136H155L154 134H155ZM158 132V133H157ZM180 132V133H181ZM197 132H199V133H197ZM206 132H207V134H206ZM247 132H250V138L251 139H249V136H248V133ZM65 133H66V135H65ZM74 133V134H73ZM76 133V134H75ZM89 133V134H90ZM105 133V135H103ZM134 133V134H133ZM139 133V134H138ZM147 133V134H146ZM173 133V134H174ZM205 135H203V134ZM214 133H218V132H213V134ZM235 133V134H236ZM239 133V134H238ZM246 135H245V134ZM254 133H256V134H254ZM50 134H52V136L50 135ZM53 134H55V135H53ZM67 134H69V135H67ZM108 134H111V136L112 135H115V136H117V138H115V136H112V138H111V136H109ZM146 134V135H145ZM159 134V135H158ZM174 134V135H175ZM201 134V135H200ZM92 135H90L91 137H92ZM99 135V136H98ZM125 135V136H124ZM174 135H173V138H174ZM198 135V136H197ZM217 135V134H216ZM252 135V136H251ZM263 135V136H262ZM55 136V137H54ZM69 136H70V138H69ZM89 136V135H88ZM123 136H124V138H123ZM149 136H150V138H149ZM212 136H213V138H214V136H215V138L213 139L212 138ZM218 136V135H217ZM259 136H260V138H259ZM63 137V138H62ZM65 138H67V139H69L68 140V142L66 143V141H65ZM107 138H108V140H107ZM112 139V140H114L116 143H111V142H113L112 140H110V139ZM115 138V139H114ZM130 138H131V136H130ZM158 138V139H157ZM194 140H193V139ZM198 138V139H197ZM207 138H209V139H207ZM104 139V140H103ZM123 139V140H122ZM132 139V138H131ZM142 139V140H141ZM151 139V140H150ZM155 139V140H154ZM190 139H191V141H190ZM196 139V140H195ZM203 139V140H202ZM205 139V140H204ZM218 140L216 141L217 143H218V141H220L219 140V138H217ZM231 141L233 142L234 140L236 141L237 139H236V136H232L231 137ZM246 139H249L250 141H249V149H248V144H247V140ZM63 140L65 141V142H63ZM134 140H132V141H134ZM147 140V141H146ZM153 140V141H152ZM200 141V143H199V141ZM79 141H81V142H79ZM106 141V142H105ZM144 141V142H143ZM151 141V142H150ZM159 141V142H158ZM194 141V142H193ZM197 143H196V142ZM208 141V142H207ZM214 143H213V142ZM245 141H246V143H245ZM157 142V143H156ZM174 142V144L172 145V143ZM180 142V143H179ZM190 142H191V144H190ZM205 142V143H204ZM118 143V144H117ZM139 143V144H140ZM143 143V144H142ZM150 143V144H149ZM190 144V145H187V144ZM196 143V144H195ZM204 143V144H203ZM208 143H209V146H208ZM219 143H222L223 144V142H219ZM71 144V145H70ZM100 144H102V143H100ZM117 144V145H116ZM154 144V145H153ZM162 144V146H159V145H161ZM193 144V145H192ZM195 144V145H194ZM207 144V145H206ZM233 144L234 145H236V147H239V146H237L238 144H237V142L236 143H234L233 142ZM247 144V145H246ZM76 145V146H75ZM108 145V146H109ZM159 147H158V146ZM200 145H202V146H200ZM218 145H220V144H218ZM251 145H252V148H251ZM122 146H126L125 147V149H121V147ZM186 146H189V147H186ZM195 146V147H194ZM197 146H198V148H197ZM244 146H242L243 147V150H242V148H241V146L239 147V149H240V153H241V151H243L244 152V150H245V148H244ZM255 148H254V147ZM129 147V148H128ZM140 147V148H139ZM195 149H193V148ZM205 147H207V149L205 148ZM102 148V147H101ZM137 148V149H136ZM139 148V149H138ZM163 148V149H162ZM201 148V149H200ZM211 149H213L212 148V146L210 147ZM91 149H93L92 151H91ZM115 149V148H114ZM121 149V150H120ZM126 149H128V151L127 152H124V151H126ZM134 149V150H133ZM189 149H191V150H189ZM197 149H198V151H197ZM239 149L237 150V151H239ZM260 149V150H259ZM159 150H161V152L159 151ZM193 150V151H192ZM249 151L250 153L252 152V151ZM92 152V155L90 154L91 152ZM132 151V152H131ZM134 151H136V153H134ZM200 151V152H199ZM207 151V152H206ZM212 151V150H211ZM246 151V154L247 153H249V152H247ZM260 151V152H259ZM141 152V153H140ZM192 152H194V153H192ZM256 152V153H255ZM204 153V155L205 156H202V154ZM206 153V154H205ZM126 154V155H125ZM146 154H148V155H146ZM151 154V155H150ZM183 154H186V156L185 155H183ZM197 154H199V156L201 157H199ZM201 154V155H200ZM242 154H245V153H242ZM262 154V155H261ZM104 155L106 156V154L104 153ZM210 155V156H209ZM260 155V156H259ZM90 156V157H89ZM94 156V157H95ZM150 156V158L149 159H153V160H151V161H153V163L152 164H148V157ZM181 156H182V158H181ZM194 156H195V158L197 159V162L195 161V158H194ZM209 156V157H208ZM87 157H89V159H87ZM144 157H145V159H144ZM146 157H147V159H146ZM206 157V158H205ZM162 158V157H161ZM179 158H178V161H179ZM211 158H214L215 160H216V163H215V161L213 160V162H212V159ZM218 158V157H217ZM87 159V160H86ZM185 159H183L184 160V167L183 168H185L186 166H185V164H187V162L188 161H185ZM203 161H202V160ZM206 159V160H205ZM208 159V160H207ZM211 159V160H210ZM252 159H254V158H252ZM254 160V161H258V160ZM147 160V161H146ZM161 160H163V159H161ZM170 160H173L174 162L175 161H177V160H175V159H171V157H170ZM164 161H166V159L165 160H163V163H164ZM169 159L167 158V162H166V164L168 163V165H166L165 163L163 164L162 163V161H161V163H158V165H157V167L160 169V166L163 168V166H164V168H165V166L166 167H168L169 166V169L168 168H166V170H165V173L164 172H162L163 170H161L160 169V172H158V175L161 173H164L165 175H168L167 176V179H172V178H169L170 176H172V177H174L173 175H175V177L177 176V178L175 179V177L173 178V179H175L176 181L178 180V181H181L180 180V178H178V176H182V174H178L177 175V172L176 173H171V171L173 170V172H175L174 171V169L171 167L170 168V164H171V162L169 161ZM172 161V162H173ZM143 162V163H142ZM159 162V161H158ZM172 163L173 165L174 164H176V166H177V162L176 163ZM128 163H129V161H128ZM204 163V165L202 166V164ZM207 163H209V165H207ZM90 164V165H89ZM162 164V165H161ZM171 164V165H172ZM182 164H183V161H182ZM215 164V165H214ZM236 166H235V165ZM140 165V166H139ZM207 165V166H206ZM134 166V167H133ZM146 166L147 167H149V168H146ZM175 166V165H174ZM183 166V165H182ZM218 166V165H217ZM132 167V168H131ZM179 167H180V164H179ZM208 167V168H207ZM259 167V166H258ZM157 168V169H158ZM180 168H182V167H180ZM236 168H238V163H233L232 165H231V168H230V170L232 171H230L231 173H233L232 175H234L235 173H234V171H238V170H236ZM99 169H100V171H99ZM158 169V170H159ZM175 169H176V167H175ZM205 169V168H204ZM204 169H202V170H204ZM260 169V170H259ZM258 170L260 171V175H261V172H263L262 171V169H261V167L259 168ZM133 170V171H132ZM147 170V171H146ZM201 170V169H200ZM143 171H144V173H143ZM194 170H192L191 172H193ZM196 171V172H197ZM219 171H220V169H219ZM218 171V172H219ZM135 172V173H134ZM139 172H141V173H139ZM155 172V173H154ZM195 172V171H194ZM192 173V174H189L190 173V171L188 172V175H193L194 176V174H195V176L193 177L194 179L196 178V181H194L193 179H191L190 178V176H188L187 175V173L185 172V174L183 173V176L185 175L186 177H189L190 179H191V181H192V185H195V186H190V189H191V187H194V189H196V187L198 188L197 190H194L193 188H192V191H193V195L192 194H190V195H188V191H190V189H189V187L187 186L186 187V184L188 183V182H190L189 184H191V181H190V179L188 180V178H186V177H184L185 178V181H181V182H183V185H184V183L185 182H187V183H185V186H184V189H183V185L182 184H180V185H182V189H181V186L179 185V187H177V185H176V190H177V192H173L172 190V192L174 193H172L171 191H170V193H172V195L173 196H179V197H181L179 194H181L182 195V197H184L185 198V196H183V194H185V192L187 191V188L189 189L188 191H187V194H186V197H193V196H195L196 195V192H201L200 190H201V186H202V184L203 185H205L204 184V182L205 181H203V183H202V180H204V179H202L203 177L201 176L202 175V173H200V174H198V172H197V175H196V173ZM212 172H214V171H212ZM212 172L210 173L212 176H213V174H212ZM216 173L214 174L215 176H217L218 175V173H217V171H215ZM221 172H222V174H221ZM224 171L222 170V171H220V173H219V175H221V176H219V177H215L218 181H220V182H223L224 181V183H225V187L227 186V188H228V186L229 185H232L233 183H234V179H232L233 177H230V176H232L231 174H230V176H229V174H228V176H225V174L223 173ZM147 173V174H146ZM153 173H154V175H153ZM168 173V174H167ZM96 174V175H95ZM98 174V175H97ZM157 174V173H156ZM164 174H162L163 176V178H164ZM217 174V175H216ZM198 175H199V178H198ZM227 175V174H226ZM262 175H264V172H263V174ZM134 176V177H133ZM155 176H157V175H155ZM212 176H211V178H212ZM260 177V176H259ZM100 178V177H99ZM155 178V177H154ZM184 178L182 179V180H184ZM198 178V179H197ZM215 178H212V180H214ZM231 178V179H230ZM262 178H264V176H261L260 178H259V180L260 181H264ZM89 179H90V182H89ZM129 179V181H131ZM149 179H150V177H149ZM167 179H165V180H167ZM172 179V180H173ZM188 181H187V180ZM199 179H201L200 181H199ZM145 180H148V178H146ZM169 180H167V182L169 181ZM212 181L213 183L214 182H218V181ZM94 181V182H93ZM97 181V182H96ZM150 181V180H149ZM152 181H153V179H152ZM171 181V180H170ZM177 181V182H178ZM92 182V183H91ZM170 183V182H169ZM172 183V182H171ZM171 183H170V185H171ZM195 183V184H194ZM229 183V185H226V184H228ZM188 184V185H189ZM218 184H219V182H218ZM221 184V183H220ZM147 185V184H146ZM172 185L173 186H175L173 183H172ZM99 186H101V187H99ZM150 186H151V183L149 184V186H148V189H149V192L148 191H146L148 194H146L147 195V197H148V195H149V197L151 198L154 194H153V192H150V191H152V186H151V189H150ZM173 186H171V189H173L172 187ZM223 186V183H222V185H218V187H219V190H222L223 191V187L221 188V187ZM225 187H224V189H225ZM226 188V190H228ZM233 188H235V187H233ZM231 186H230V189H233ZM259 188V187H258ZM257 188V189H258ZM147 189V190H148ZM175 189V188H174ZM178 189H179V191H181V193L180 192H178ZM236 189H238L239 190V187L238 186H236ZM235 189V190H236ZM192 191H191V193H192ZM229 191H231V190H229ZM254 191V192H253ZM258 192V195L259 196H261L262 195V193H263V191L261 192V193H259V191H261V188L260 189H258V190H256V189H251V192H252V195H251V197H253L254 198V200H257L258 199V195L256 194V196H255V192ZM145 192V193H146ZM182 192H183V194H182ZM194 192H195V194H194ZM221 192V191H220ZM256 192V193H257ZM168 193H169V191H168ZM166 194L167 196L169 195V194ZM254 193V194H253ZM178 194V195H177ZM206 194V193H205ZM210 194H211V192L210 191H208V193H207V196H209L210 197ZM151 195V196H150ZM198 195H199V193H198ZM226 194H224L222 197H223V202L222 203H220V201H219V203H216V201L214 202L213 200V195H211L212 197H210V201H209V204H210V206L214 209V208H216V209H212L211 207V211H215L216 210V212H217V210H218V214H219V211H221L220 212V214L219 215H221L222 213L224 214V212H228V214H229V211H228V209L226 208V204H225V206H224V203H225V198H224V196H225ZM197 196V195H196ZM195 196V197H196ZM263 196V195H262ZM261 196V197H262ZM148 197V198H149ZM170 197V196H169ZM181 197V198H182ZM195 197H194V201L196 200L195 199ZM200 195H199V199H200ZM226 197V196H225ZM7 198H5V199H7ZM16 198V199H15ZM153 198H154V196H153ZM152 198V199H153ZM202 198V197H201ZM151 199V200H152ZM199 199H198V203L197 202H195L194 203V201L192 202V204L194 203V205H196V203L197 204H200L201 203V199H200V201H199ZM211 199H212V201H213V204H212V201H211ZM217 199V198H216ZM264 199V198H263ZM130 200H132V199H130ZM145 200H146V198H145ZM218 201V200H217ZM228 201V200H227ZM248 203V202H247ZM247 203H244V205L242 204V203H240V204H242V205H240L238 208L240 209V211H242V208H243V210H244V212L243 213H240L239 212V210H237V214H236V216H237V218L234 216V219H236V223H235V226H237V228H235V229H237L238 230V228L240 227V228H242V227H245V225H247V224H250L251 226H253V224L251 223L252 222V219L250 218L251 217V215L253 216L254 215V217L256 218H258V219H260L259 217H260V215H261V217H263V214H264V208L262 209L263 210V214H260L259 213V211H261L260 209L259 210H257L258 212H256L255 214H256V216H255V214H254V209H253V214L251 213V215H250V213H246V211H247V208H248V204ZM223 204V205H222ZM245 204H246V206H245ZM255 204V203H254ZM222 206V208H221V206ZM208 206V205H207ZM217 206V207H216ZM218 206H220V208L218 207ZM244 206H245V209H244ZM10 207V208H9ZM223 207H225V208H223ZM241 207V208H240ZM256 207V206H255ZM258 207V206H257ZM208 208H209V206H208ZM229 208V207H228ZM227 209V210H226ZM257 209V208H256ZM223 210V211H222ZM139 211V210H138ZM209 211V212H208ZM108 214L110 213V212H107ZM152 215H151V214ZM205 213V212H204ZM207 213L208 214H210L211 212H210V209H208L207 210ZM240 213V214H239ZM261 213H262V211H261ZM227 213H225L224 214V217L227 219V217L229 216ZM234 214V215H235ZM242 214V215H241ZM250 215V216H249ZM188 216H190L189 218H188ZM207 216H208V218H207ZM233 216V215H232ZM231 216V217H232ZM247 216L249 217V218H247ZM140 217V218H139ZM151 217H153V218H151ZM223 217V216H222ZM249 220H251L250 222L246 219V218ZM98 218H100V220H98ZM149 218H151L150 220H149ZM185 218V219H184ZM190 218L192 219L193 218V220H192V222H191V220H190ZM225 218H224V221H225ZM229 218V220H230V216L228 217ZM253 218V217H252ZM133 219H134V222H133ZM136 219V220H135ZM183 220V222H182V220ZM210 219V220H209ZM238 219V220H237ZM247 220L246 222H248V223H246L245 222V220ZM254 219V218H253ZM22 220H24V221H22ZM178 220V221H179ZM229 220H227V221H229ZM240 220V221H239ZM26 221V222H25ZM130 221V220H129ZM235 221V220H234ZM238 221V222H237ZM244 221V222H243ZM184 222H186V223H184ZM202 222H204L202 225L200 224V223H202ZM209 222V223H208ZM132 225H131V224ZM134 223V224H133ZM161 223V224H160ZM179 223H181V224H179ZM239 223V224H238ZM253 223H254V220H253ZM21 224V225H22ZM97 224H98V226H99V228L98 227H96L97 226ZM193 224V225H192ZM227 225V222L226 223H223V225ZM237 224V225H236ZM162 225H163V227H162ZM165 225V226H164ZM226 225H225V227H226ZM240 225V226H239ZM133 226H136L137 228H139L138 230H136L135 231V229L134 228H136V227H133ZM198 226V227H197ZM204 228H203V227ZM211 226V227H210ZM242 226V227H241ZM128 227H129V229H128ZM133 227V228H132ZM212 227H215V228H212ZM125 228H127V229H125ZM136 228V229H137ZM195 228V229H194ZM202 228V229H201ZM211 228V229H210ZM130 229H134V230H130ZM198 231H197V230ZM205 231H204V230ZM215 229V230H214ZM130 230V231H129ZM143 230V229H142ZM141 230V231H142ZM196 230V231H195ZM174 231V232H173ZM203 231V232H202ZM207 231V232H206ZM216 233H215V232ZM239 231H241V229H239ZM238 231V232H239ZM138 232V233H137ZM145 232H146V234H145ZM200 233V235H199V237H198V233ZM214 232V233H213ZM262 232V234H264V231H261ZM260 232V233H261ZM195 233H197L196 234V236H195ZM202 233V234H201ZM140 234H143V235H141L140 236ZM183 234H184V236H183ZM194 234V235H193ZM190 236H195V237H190ZM188 237H190V240H189V238ZM202 237V238H201ZM232 239H231V238ZM193 238V239H192ZM195 238V239H194ZM197 238V239H196ZM199 238H200V240H199ZM143 239V240H142ZM231 239V240H230ZM240 239V240H239ZM31 240V241H30ZM142 240V241H141ZM146 240V241H145ZM195 240V241H194ZM143 242V241H145V242H143V243H145L144 245H146V248H144V249H139L137 246H139L138 244V242ZM200 241H202V242H200ZM227 241H228V243H227ZM198 242V243H197ZM236 245V246H235ZM117 247H118V249H117ZM237 247V248H236ZM245 248V249H244ZM262 249V248H261ZM261 249L259 248L258 250L259 251H261ZM139 250V251H138ZM245 250V251H244ZM138 251V252H137ZM146 251H148L149 253H147ZM140 252V253H139ZM148 254V255H147ZM242 255H243V257H242ZM260 258V257H259ZM245 259L248 261V262H246L245 261ZM49 261V262H48ZM257 261V260H256ZM53 262V263H52ZM252 262V263H251ZM45 263V264H46ZM256 264H258V261L256 262ZM260 264V263H259Z\"/></svg>",
    "mask_w": 264,
    "mask_h": 264
},
{
    "label": "bare ground",
    "instance_id": "2",
    "mask_svg": "<svg viewBox=\"0 0 264 264\" xmlns=\"http://www.w3.org/2000/svg\"><path fill=\"white\" fill-rule=\"evenodd\" d=\"M38 0H4V2H5V5H4V7H3V9H2V13H4V15L6 16V17H9V19H11V20H14V19H16L17 17H18V20L19 19H21V20H24L23 21V23H26L25 25H36L38 22H39V24L38 25H40V21L39 20H41V19H39V17H40V15H42V14H44V16L43 17H41V18H43L42 19V22L44 21L45 22V24H46V26L48 27V29L50 28L51 30H54V32H58V34H61L60 32H62L63 31V29L65 30V28H64V26H66L67 24V22L66 21H69V19L71 18V17H69V19H64L65 18V16H67V15H65L64 16V18L63 19H60L59 17H61V16H58V15H56V13H55V11H53L52 9H50L51 7L49 6V8L47 7L48 6V4H50V3H48L46 0H45V3H43V1L41 2L40 1V3H39V1L37 2ZM56 1V0H55ZM63 1V0H62ZM61 1V2H62ZM70 1V0H69ZM75 0H73V3H75L74 2ZM79 2H81L82 0H78ZM86 1H88V0H86ZM86 1H84L83 0V2H82V5H83V3L85 4V5H87V6H90L89 4L92 2V1H94V0H92V1H88L89 3L88 4H86L87 2ZM98 1V2H97ZM96 2L98 3V5H99V3L102 1L104 4H102V2H101V5H103V6H100V7H102V9L101 10H103L104 11V14L100 11V13H102V15H99V14H96V15H99V16H101V17H103V18H101V17H97L96 19H99L98 20V24L96 23V30L98 29V31L96 32L95 31V34H93L94 33V29L92 30V27H90V26H94V24L95 23H93V21L92 20H94V19H89L90 21H92L91 23H93L92 25H91V23L89 22V24L87 23L88 21H83L84 23H85V25L83 24V22L82 23H80V24H78V25H76V26H72V25H75L74 23H76L75 21H74V23H71L70 24V22H68L69 24L68 25H70L71 27H74V29H68L67 31H66V35H68L67 33L68 32H70L69 33V35L67 36L69 39H67V37L65 36V34L63 35V36H57L58 34H54V36H52V39H54V41L51 43V44H53V43H56V44H54V45H56L57 47H60L61 48V45L63 44V48H64V46L66 45L67 46V48L66 49H69V48H72V47H77L78 46V53H76L75 51V55L73 54V57H74V60L75 59H78V60H76L77 62L79 61V63H82L83 65H85L86 63H87V65H88V63L92 60H94L95 59V61L94 62H96V63H91L92 65H90L89 64V68L86 66L85 68L86 69H82V67H78V69L77 70H75V71H72L71 70V72L72 73H70V70H68L69 72H68V74H66V78H72V79H70L69 81H72V80H74V83L72 84V86L73 87H71V84H70V82H69V84L68 85H70L69 86V88L71 87L72 89H71V91H68V90H70L69 88H67L66 90L68 91H65V88L67 87H65L64 88V86L62 87V85L63 84H65L63 81V83H62V85H61V81L59 80V78H58V80L60 81V83H58V80H57V86H55L56 87V89H57V91H56V94H58V93H61V96L63 95L64 97L63 98H66V101L67 100H71V99H74L73 100V104H72V102H71V104H67V108H71V107H73L72 109H70V110H66L65 111V113H61V111H60V113L59 112H57V113H50V115H48V116H51L52 118H50V119H52L51 120V123H50V126H49V123H48V126L49 127H47V129H45L47 132H50V131H52V133H53V131H54V133L56 132H58V131H61L62 132V134L64 133L63 131H62V125L63 124H67V123H70V126H71V123L73 124V127L76 129L74 132H76L77 130H79V131H77V132H79L77 135H75V137H72V138H70V136H69V138H70V141H71V144H75V142L77 141V140H80V139H82L81 141H84L85 143H84V146H86V148L89 150V148H92L93 147V149H94V146H92V144L94 143V144H96L97 142H100V141H102L101 139L102 138H100V141H99V138H97L98 139V141L96 142L95 140L93 141V138H94V136H95V138L94 139H96V135H97V133L99 132V130L100 129H102V124L104 125V123H105V126L107 125L106 123H107V121L105 120L104 121V123L103 122H101V121H99V125L98 124H96V125H98L97 127L98 128H100V129H98L96 132L94 131V133H96L94 136L92 135V134H94L91 130L93 129V128H91V133L90 132H88V135H87V133L85 132V128H87V126L89 125V124H91V122H93L92 120L93 119H91L90 117H88L89 119H90V123L89 122H87V117H86V126L85 125H81V128H77L76 126L77 125H75V123L74 122H76V121H79V122H83V120L85 119L84 118V116H85V114L86 115H88V114H91V115H97V116H95V117H98V114L97 113H99V115L100 114H102L101 115V117L103 116V114H107V113H109V115H105V116H111V117H113L112 116V113L113 112H111L110 113V110H109V112H107V110L105 109V108H107V105L105 106V105H103V102L102 101H104L105 100V98L103 99V100H101L103 97H105V96H103V94H101L100 93V91H102L103 90V88L105 87H103V84L104 85H106L107 84V87L109 86V88H105L106 89V92H107V89L109 90V89H112L113 88V90L115 89L116 91H114V93L116 92V93H118V94H122L123 96H120V99H121V104H127V108L130 106V108L131 109H136L137 108V106H139L140 108H137V109H140V111H141V109H145L146 107L147 108H150V109H148L147 110V108L145 109V111L143 110L142 112H140L139 110H137V114L134 112V110L133 111H131V109L130 108H128L129 109V111L130 112H133V114H135V116L132 114V117L134 116V120L133 121H135V122H138V124H139V126L138 125H134V126H138V127H140L141 125L140 124H143V122L146 120L144 117H142L141 115L142 114H140V113H144L145 114V117L147 118V119H151V120H153L154 121V123H156V125L159 127V133H162V134H164L162 137H161V134H160V138H161V140L160 139H158L160 142H162V144H163V142H164V144H165V142L168 140H173V139H175V136H176V138H177V136H178V134H179V139H180V136L182 135V132H181V129L183 128L184 129V131L186 130V132H183V133H186L185 134V139H186V141H187V139L189 140V138H191V135H192V133H191V135L189 136V132H193V129H197L198 131H201V128H202V130L204 131V126H205V129H206V127H209V128H207V129H209V132H211L209 135H207V136H211V135H215L216 136V138H215V136H214V138H213V136H212V138L214 139V140H218L217 138H219V140L221 141V142H223V144L222 143H219L220 141H218V143L215 141V143L217 144V146L216 147H214L213 148V145L214 144H212L211 143V146H212V148L213 149H211L210 147H208V149H210V152H213V154H212V157L214 156L215 158H216V160H218V162H217V165L215 166V167H217L218 168V170H215V168H212V163H210L211 164V172L212 171H214V172H212V174L214 173H216L215 171H217V173H218V175L217 176H215L214 174H213V176L209 173V171L208 170H210V168H208V169H206V167L204 166L203 168L201 167H199V169H198V171H197V168L198 167H196V164H198L199 163V160H198V162H197V159L195 158V156H194V158H195V161L197 162L196 164H195V162H193V161H188V157H189V155H190V153H191V151L190 152H188L187 153V157H186V159L183 157V159H185V161H188L187 162V164H185V168H183L184 167V160L182 159L181 160V162H180V158H179V151L181 150V155H182V150H184V149H186V148H180V150L177 152V149H179L177 146L179 145V146H181L182 147V145H180V144H178V145H176L175 147H173L175 144H174V142L176 141H174L173 143H172V145L173 146H168L169 145V143H167L166 142V144L165 145H167V147L168 148H166V147H164V144H163V147L165 148V149H163L164 151H162L163 152V156H162V154H160L161 156H160V159L158 160V161H155L154 163H153V159L151 158V159H149L150 158V156L148 157V164L150 165V164H156V173H155V175H157V176H155L154 175V173H153V175H154V177L152 178L153 179V181H152V179H151V176L152 175H149V177H150V179H149V177H146V178H148V180H145L146 178H144L146 175L145 174H143V175H139V174H136V175H134L133 177L134 178H132L131 177V179H130V176H131V174L129 175V173H131L129 170H127V168L129 169V165H131L132 163H134V166H136V164L138 165V163H140L141 161H142V159H141V157L140 156H138L137 154L136 155H131L132 157H131V159L129 160L128 159V161H129V163H128V161H126V158H127V156H126V158H125V160H124V157L122 156V155H119L118 154V149H116V147H113L114 145L113 144H106L105 146V148H103V141L102 142H100V143H102V144H100L99 143V145H101V147L100 146H96V150L94 151L93 149H91V151L93 150V154H96V156L94 157L93 155H92V152L90 153L92 156V161H91V158H90V162H92V164H91V167L90 166H88V168H87V174L90 176V178H91V175H92V173H93V171L96 169L97 170V172H98V167L102 170V171H100V169H99V171H100V173H101V176H99L98 177V179H99V181H98V183L99 184H101L102 186H104L105 187V189H102V187L101 186H99V187H101V188H98L99 190H100V192H104V193H106L105 195H106V197H104V198H106V199H103V201H102V203L100 204V208H99V211H98V215H100V217H108L109 215V217H110V224H111V226L112 227H118V225L120 224V222H123V221H125L126 223H128V222H132L131 220H132V217L134 216V215H136V214H138L139 215V213L138 212H140L141 210V213L142 212H144V213H146L147 214V211H151L152 212V214H154V218L153 217H151V218H153L155 221L153 222H150V221H148V219L147 220H144V219H146V218H144L143 220L141 219V220H138V222L140 221L141 222V225H143V226H141V230H139L140 231V233L142 232L143 234H144V231L145 230H148L150 227H152V226H154V224L155 225H157L159 222H163L164 224H166L167 222V224H169V225H167V228L166 229H169V226H170V228L172 227V228H174L173 230H175V232L173 233V234H175V233H178V235L181 233V231L180 230H183V228H184V226H186L187 224L188 225H191V224H189V222L190 221H188L187 219H185L186 218V216L187 215H191L193 218H194V220L196 219V218H199V217H201V215H200V211H201V213H202V210L205 212H203L202 213V215H204V214H207L208 216H210L211 215V219H212V221L215 223L214 225L217 227L216 229H217V233L218 234H220L221 233V235L224 237L225 236V234H226V236L228 235H233V237L235 238L236 236L237 237H239V235L241 236V239H242V243H244L245 245H247V244H250V245H247V246H249L248 248H246V252L247 253H245V254H247V256L249 255V257L250 258H252L255 262V264H256V262L258 261V264L260 263V264H264V234H262V232L261 231H264V214H263V208H264V181H260L259 180V178L261 177V176H264V175H262L263 174V172H264V155H262V156H260V157H257L258 159H256V157L255 156H257V155H254V151L253 150H251V149H249L250 147H249V139H251L250 138V132H247L248 133V136H249V139H246L247 140V146H248V149H249V151L251 150L252 152L250 153L249 151H247V147L246 146H244L243 144V142H244V139L246 138V137H243L244 139H243V142H242V139H239V138H241V136H239L238 135V139H237V131H238V128H239V126H243V129H246V131H247V129L248 130H250L249 128V126H251L250 125V121H247V119L249 118V117H251V116H253L252 115V111H254V110H256L257 112H256V114L257 113H259L260 115H259V119L260 120H255L256 122H264V93L262 92L261 93V91L262 90H264V89H262V82H264L263 80L264 79H262L263 78V75H262V78H261V74H258V75H255L256 73L252 70L251 72L252 73H250V76H251V79L253 78V80L255 79V80H257L256 82H258L259 83V86L260 87H257L258 86V83L256 84L257 86H256V90H255V86H253L254 87V89H252L251 87H252V85H251V89H249L250 90V93L248 94V97L249 98H251L252 99V101L254 102H252L254 105H253V107H251V106H249L250 104H248L249 102H250V100H249V102H247V100L248 99H246V98H248V97H244V96H241L240 94L242 93L241 91H238V88L236 89V87H238V86H236L235 87V89H236V91H238V93H236L237 94V99H239L240 98V96H241V100L242 101H245L244 103L242 102V105L240 106L239 104H238V102L240 101V99H239V101H237L236 99H234L233 97H236L235 96V90L234 89H232L233 91L231 92V93H229L228 92V94L226 95L223 91H221V89H219V87H218V83L221 81V78L220 77H223V75H221L220 76V74H224L223 73V70L222 69H225V68H227V66L225 67L224 66V64L226 65L227 63H229V64H232L231 62H232V60H233V62L235 61V59L233 58V56H231L230 54L233 52V51H235L237 48L233 45V42L231 43V41H227V40H225L226 41V45H224L223 46V44H222V38H220V36L221 37H225L224 35H225V32H223L222 30H224V28L222 27V30H220L221 29V27H220V24H222L221 23V19H220V21L218 22V20L217 19H219V15H217V19H216V17L214 18V14H215V12H214V10H212L213 12H211L210 11V7L212 6V4H214V5H220L219 3H221V1L219 0V2H217L216 4H215V2L216 1H218V0H203V1H205V3L206 4H210L211 6L209 7V6H205V10H207V8H209V10H207V11H202L201 10V12H202V14H201V16L203 15L204 16V19H205V17H206V21L208 22H206L207 23V26L209 27V29H211V30H209L208 32H209V42H208V38H207V43H203L202 41H200V42H202L200 45H198V46H196L197 48L194 50V52H190V53H192V54H190V53H186L188 50H191L192 48H195V46L193 45V43H192V41H187V37H185V35H183V34H185V32L183 31V30H188L189 28H190V20L191 19H183V18H185L184 16V14L183 15H181L180 14V12H184V7H185V3L187 4V2H185L184 3V7L181 5V7L178 5V3L176 4V6L174 7L173 5V7H174V9L171 11V13H170V11H169V13H168V11H166L165 12V7L167 6V4L165 5V4H163V3H166V0H157V2L155 1V0H152V1H150L149 3H147V2H145V1H142L141 0V4H142V7H140V2H139V0H137V2H139V4L135 1V3L138 5H136L137 7H140L138 10L136 9L137 7L135 6V4L133 5V6H135V9H132L131 11H127V9H125V10H123V8H125V7H123V5L124 4H126L125 3V1H127V0H117L118 2H116L115 0H100V2H99V0H97ZM116 2V4H119V5H114V2ZM173 1V0H172ZM177 1V0H176ZM176 1H174V2H176ZM184 1V0H183ZM186 1V0H185ZM188 1V0H187ZM202 1V0H201ZM202 1V2H203ZM230 1V0H229ZM27 2L29 3L28 5H27ZM57 2V1H56ZM60 2V1H59ZM64 2V1H63ZM62 2V3H63ZM67 2V1H66ZM86 2V3H85ZM95 2V1H94ZM105 2H106V4H105ZM167 2H169V1H167ZM189 2V1H188ZM198 1H196V3H197ZM224 2V1H223ZM259 2H260V0H259ZM48 3V4H47ZM69 3V2H68ZM71 3V2H70ZM111 3H113V4H111ZM128 3V2H127ZM170 3V2H169ZM173 3V2H172ZM196 3H194L195 5H196ZM256 3H258L257 2V0H238V5H236L235 7H238V8H236L237 9V11H234V10H229V8H226V9H228V12H226V14H224V16H223V20H224V18H226V20L227 21H232V20H234V19H240V18H238V17H241L242 16V14H245V11L247 10V9H249L250 7H254V5L256 4ZM260 3H262V2H260ZM51 4H52V2H51ZM72 4V3H71ZM79 4H81V3H79ZM92 4V3H91ZM96 4V3H95ZM94 4V5H95ZM129 4V3H128ZM131 4V3H130ZM133 4V3H132ZM158 4H159V6H158ZM192 4H193V2H192ZM198 4V3H197ZM205 4V5H206ZM223 4V3H222ZM225 4H227V3H225ZM1 5H2V2H1ZM53 5H54V2H53ZM63 5V4H62ZM66 5V4H65ZM68 5V4H67ZM94 5L92 6L93 8H94ZM127 5V4H126ZM163 5H165V6H163ZM171 5V4H170ZM190 5H191V3H190ZM213 5V6H214ZM229 5V4H228ZM234 5V3H232V1H231V4L229 5V6H233ZM262 5V4H261ZM20 6H22V7H20ZM52 6V5H51ZM59 6H60V4H59ZM64 6V5H63ZM73 6V5H72ZM72 6L70 7V10H71V8H72ZM76 6V5H75ZM260 6V5H259ZM2 7V6H1ZM45 7H47L46 9H47V11H46V9H44ZM58 7V6H57ZM61 7V6H60ZM65 7V6H64ZM78 7H81V6H78ZM83 7H84V5H83ZM86 7V6H85ZM96 7V6H95ZM98 7V6H97ZM123 7V8H122ZM128 7V6H127ZM126 7V8H127ZM164 7V8H163ZM197 7V6H196ZM198 7H199V5H198ZM204 7V6H203ZM228 7V6H227ZM230 7V8H231ZM234 7V8H235ZM249 7V8H248ZM257 7V6H256ZM54 8H56V7H54ZM63 8V7H62ZM66 8V7H65ZM67 8H68V6H67ZM77 8V7H76ZM90 8V7H89ZM122 8V9H121ZM171 8V7H170ZM169 8V9H170ZM202 8V7H201ZM246 8V9H245ZM258 8V7H257ZM256 8V9H257ZM261 8V7H260ZM1 9V8H0ZM45 11H44V10ZM61 9V8H60ZM69 9V8H68ZM82 9V8H81ZM81 9H75L76 11L75 12H77L78 10H81ZM100 9V8H99ZM121 9V10H120ZM187 9H188V7H187ZM190 9V8H189ZM193 9V8H192ZM198 9V8H197ZM200 9V8H199ZM214 9V8H213ZM232 9V8H231ZM235 9V10H236ZM245 9V10H244ZM255 9V8H254ZM56 10V9H55ZM87 10V9H86ZM95 10H96V8H95ZM94 10V11H95ZM218 10V9H217ZM217 10H216V12H217ZM244 10V11H243ZM251 10V9H250ZM258 10V9H257ZM1 11V10H0ZM25 11L26 12H28V13H30L31 14V16L29 17V16H27L26 14H25ZM62 11V10H61ZM68 11V10H67ZM83 11V10H82ZM89 11V10H88ZM91 11V10H90ZM93 11V12H94ZM125 11H127V14L125 13V15L126 16H129L130 15V13H131V15L132 16H134L135 17V19H134V17H132L133 19V21L131 22L132 24H133V26H132V24H130V21L128 22V24H130L131 26L130 27H132V28H134V29H132V28H130V33L128 32V24H127V21H125L124 19V15H123V12ZM193 11H194V9H193ZM197 11V10H196ZM219 11V10H218ZM222 11V10H221ZM220 11V12H221ZM232 11V12H231ZM248 11V10H247ZM54 12V13H53ZM57 12V11H56ZM69 12V11H68ZM79 12H81V11H79ZM84 12V11H83ZM87 12V11H86ZM92 12V13H93ZM95 12H97V11H95ZM188 12V11H187ZM192 12V11H191ZM190 12V13H191ZM205 12H210V15H209V17L210 18H214L213 19V21L212 20H210V18L208 19L207 18V15L209 14H206ZM244 12V13H243ZM259 12V11H258ZM58 13H59V11H58ZM63 13V12H62ZM186 13V12H185ZM198 13V12H197ZM214 13V14H213ZM254 13V12H253ZM252 13V14H253ZM257 13V12H256ZM260 13V12H259ZM69 14H70V12H69ZM71 14H73V12L71 13ZM79 14V13H78ZM94 14V13H93ZM92 14V15H93ZM138 16H137V15ZM192 14V13H191ZM248 14V13H247ZM251 14V13H250ZM251 14V15H252ZM1 15V14H0ZM3 15V14H2ZM60 15H62V17H63V15L64 14H60ZM75 15V14H74ZM105 16V18H104V16ZM190 15V14H189ZM198 15V14H197ZM211 15L213 16V17H211ZM39 16V17H38ZM72 16V18H73V15H71ZM81 16H82V14H81ZM137 16V17H136ZM183 16V17H182ZM193 16V15H192ZM194 16H195V13H194ZM220 16H221V14H220ZM248 16V15H247ZM255 16V15H254ZM5 17V18H6ZM58 17V19H56ZM79 17V16H78ZM77 17V18H78ZM83 17V16H82ZM86 17H88L87 16V14H86ZM93 17H95V16H93ZM131 17V16H130ZM197 17V16H196ZM199 17V16H198ZM243 17V16H242ZM242 17H241V19L239 20L240 22H242L243 20H242ZM259 17V16H258ZM261 17V16H260ZM4 18V17H3ZM14 18V19H13ZM66 18H68V17H66ZM77 18H76V20H77ZM84 18V17H83ZM90 18V17H89ZM101 18V19H100ZM127 18V17H126ZM187 18H188V16H187ZM193 18V17H192ZM222 18V17H221ZM244 18V17H243ZM79 19H81V18H79ZM88 19V18H87ZM95 19V20H96ZM103 19V20H102ZM196 19V18H195ZM198 19V18H197ZM248 19H250V18H248ZM253 19V18H252ZM6 20V19H5ZM8 20V19H7ZM65 21V23H64V21ZM72 20V19H71ZM74 20V19H73ZM105 20V21H104ZM128 20H129V18H128ZM193 20V19H192ZM191 20V21H192ZM199 20V19H198ZM242 20V21H241ZM247 20V19H246ZM264 21V18H262L261 19V23L260 24H258L256 21H255V23H257L258 25H259V27L261 26V25H263L264 26V23H262L263 21ZM126 22L125 24L127 25V26H124L123 24V22ZM226 21V22H227ZM236 21V20H235ZM235 21L233 22V23H235ZM248 21V20H247ZM3 22V21H2ZM16 22V21H15ZM196 22V21H195ZM205 22V21H204ZM239 22V23H240ZM252 22V21H251ZM260 22V21H259ZM21 23V22H20ZM123 23V24H122ZM192 23H194V22H192ZM220 23V24H219ZM5 24H7V23H4V25ZM17 24V23H16ZM66 24V25H65ZM77 24V23H76ZM87 24H88V26L90 27H88L87 26ZM195 24V23H194ZM204 24V23H203ZM224 24V23H223ZM225 24H227V23H225ZM224 24V25H225ZM236 24H238V23H236ZM249 24H251V23H249ZM254 24V23H253ZM1 25V24H0ZM15 25V24H14ZM44 24H42V26H43ZM62 25H64L63 27H61ZM67 25V26H68ZM224 25H221V26H224ZM12 26V25H11ZM37 26V25H36ZM70 26H68V27H70ZM180 26H182V28H180ZM204 26H205V24H204ZM227 26H228V24H227ZM262 26V27H263ZM6 27V26H5ZM4 27V28H5ZM9 27V26H8ZM16 27V26H15ZM67 27V28H68ZM125 27L127 28V30L125 29ZM193 27V26H192ZM220 27V28H219ZM235 27V26H234ZM242 27V29L244 30L245 29V25H244V27H243V25L241 26ZM63 28V29H62ZM93 28H95V27H93ZM205 28V27H204ZM207 28V27H206ZM233 28V27H232ZM237 28V27H236ZM264 28V27H263ZM263 28H262V31H263ZM31 29V28H30ZM62 29V30H61ZM149 29H150V31H149ZM181 29H183V30H181ZM195 29V28H194ZM241 28L240 29H238L239 31H237V29H236V31H237V34L239 35V36H244L245 35V33H247L246 34V36H247V38H248V36H249V38H250V40H253L254 38L253 37H256V35L258 36V34H261L262 33V36H264V31L263 32H261V31H258V33L254 36V35H252L253 34V32L255 31V32H257L254 28V30L252 29V28H250L249 27V32L250 33H248V30H246V32H244L243 30H242ZM253 30V31H251V30ZM260 29H261V27H260ZM259 29V30H260ZM34 30V29H33ZM38 30V29H37ZM46 30V29H45ZM60 30V31H59ZM70 30V31H69ZM93 32H92V31ZM132 30H134V31H132ZM148 31V33H150V34H146L147 35V43H148V41H149V43L148 44H150L149 45V47H147L146 49L148 50V48L150 49V47L152 48V49H155V51L154 50H152V51H154V52H150V54L149 55H152L154 58L151 60L150 58H149V61H151V62H153V64L156 62L157 63V67L159 68H157L156 67V63H155V69L154 68H152V69H154L155 71V73L157 74V72H159L157 75L159 76L158 78L160 79V77L163 75V76H167L168 77V79L169 80H171L170 82H171V87H169V86H167L166 85V83L165 84H163V86H162V83L160 84L161 86L160 87H157L156 85H158L159 83H154V84H156L155 86L156 87H152L153 86V83H152V81H154V79H155V81H157L156 80V78H157V75H155L156 77H153V79H152V81H151V79H150V83H149V81H148V85H147V81H146V85L144 86L143 85V81H141L143 78H145V75H144V77H143V71L141 72V71H139V69L137 68V66H136V69L137 70H135L136 72H137V74L140 72V73H142V74H138L137 76H139V75H141L140 76V78H142V79H139L138 77H136V72L133 70V67L135 66L134 64H136V63H132L133 64V67H132V64H131V66H129V65H127V66H129L128 67V71L126 70V68H124V70L125 71H127V72H129L128 74L126 73V75L124 76V74H125V72H124V70H123V68L121 69L120 68V71H122V72H124V74L121 76L122 77V79L120 80H118V77L117 78H115L116 76H113V75H115L116 74V72L117 71H114L115 72V74H111V76H112V78H113V80H112V78L109 76L108 78H107V80H105L106 82H108V83H106L105 81H103V84H102V81L101 80H103V78H102V76L101 75H98V74H96L95 73V68H97V66H101L102 67V65H104V63H105V61L106 62H108V60L110 59L111 61L112 60H116L115 59V57L118 55V56H120V54H117L114 58L113 57H111V56H113L112 55V53H109L110 51H111V48H108L107 46L109 45V47H110V45H111V47L113 46V45H115L114 47L115 48H117L116 47V44H118L119 45V43H120V45L125 41V43H123V44H128V39L130 38V37H133V35H135V33H131V32H136V33H138V35L139 36H141V35H143L144 34V36H145V33ZM180 30V31H179ZM199 30V29H198ZM221 31L222 33L221 34H223L224 33V35L222 36L221 34H219V32L218 31ZM227 30H228V28H227ZM257 30H258V27H257ZM6 31V30H5ZM24 31V30H23ZM28 31V30H27ZM40 31H41V29H40ZM125 31H127L126 33H125ZM144 31H145V33H144ZM182 31V32H181ZM194 31V30H193ZM192 31V32H193ZM202 31V30H201ZM205 30L203 29V32H204ZM232 31V30H231ZM241 31H243L244 33L242 34L241 33ZM44 32V31H43ZM47 32V31H46ZM45 32V33H46ZM65 32V31H64ZM184 32V33H183ZM187 32V31H186ZM190 32V31H189ZM206 32V31H205ZM239 32V33H238ZM251 32H252V34H251ZM259 32H261V33H259ZM8 33V32H7ZM49 34H50V32H48ZM141 33H143V34H141ZM183 33V34H182ZM188 33V32H187ZM227 33L229 34V32L227 31ZM226 33V34H227ZM25 34V33H24ZM42 34V33H41ZM48 34V35H49ZM52 34H53V32H52ZM72 36H71V35ZM129 34V35H128ZM132 34V36H130ZM141 34V35H140ZM184 36V38L182 37V35ZM189 34V33H188ZM228 34H227V36H228ZM255 34V33H254ZM4 35V34H3ZM10 35V34H9ZM19 35V34H18ZM36 35V34H35ZM45 36H46V34H44ZM94 35H97L96 36V38L94 37ZM98 35H100V36H98ZM6 36V35H5ZM14 36H16V35H14ZM57 36V37H56ZM70 36H71V38H70ZM130 36V37H129ZM143 36V37H144ZM178 36H180V37H178ZM195 36V35H194ZM218 36H219V38H218ZM239 36H237V37H239ZM246 36H244L245 38H246ZM260 36V37H259ZM258 37L261 39V35H259ZM0 37H2V36H0ZM8 37V36H7ZM12 37V36H11ZM21 37V36H20ZM23 37V36H22ZM25 37V36H24ZM32 37H33V35H32ZM48 37H50V36H47V38ZM55 37V38H54ZM100 39L101 37H104V40H106V42L108 41V43L106 44V42H103L102 40H103V38H101V42H103V43H101L100 41H99V39ZM129 37V38H128ZM136 37H138V36H136ZM135 37V38H136ZM182 37V38H181ZM198 37V36H197ZM5 38V37H4ZM10 38V37H9ZM39 38V37H38ZM93 38H95V39H97V41H99L100 42V44L101 45H99V42H97L98 44L96 45V43H94L93 41H95ZM128 38V39H127ZM190 38V37H189ZM200 38V37H199ZM218 38V39H217ZM232 38V37H231ZM235 38V37H234ZM246 38V39H247ZM248 38V39H249ZM263 38V37H262ZM1 39H3V37L1 38ZM7 39V38H6ZM17 39H19V38H17ZM27 39V38H26ZM25 39V40H26ZM40 39H42V38H40ZM134 39V38H133ZM132 39V40H133ZM141 39V38H140ZM145 39L146 38H143V40L145 41ZM149 39V40H148ZM195 39V38H194ZM204 39V38H203ZM240 39V38H239ZM246 39H244V42H246L247 41V44H248V41H250V40H246ZM256 39V41H257V37L255 38ZM12 40V39H11ZM20 40V39H19ZM33 40V39H32ZM131 40V41H132ZM138 40V39H137ZM184 40H186L187 41V43L184 41ZM193 40V39H192ZM197 40V39H196ZM230 40V39H229ZM234 40V39H233ZM246 40V41H245ZM259 40V39H258ZM262 40V42L260 43L259 41H257V42H259L260 44L259 45H262V44H264V39H261ZM4 41H5V39H4ZM16 41V40H15ZM22 41V40H21ZM24 41V40H23ZM27 41V40H26ZM46 41V40H45ZM127 41V42H126ZM129 41H130V39H129ZM144 41H143V43H144ZM145 41V42H146ZM205 41V40H204ZM221 41V42H220ZM223 41H224V39H223ZM238 41V40H237ZM237 41H236V43H237ZM254 41V40H253ZM18 42V41H17ZM70 42V43H69ZM136 42H138V41H136ZM141 42H142V39H141ZM186 43V45H185V43ZM191 42V43H190ZM196 42V41H195ZM243 42V43H244ZM252 42V41H251ZM11 43V42H10ZM16 43V42H15ZM36 43H37V41H36ZM42 43H44V42H42ZM95 45H94V44ZM181 43H184V46H186V47H188L187 48V50H185L184 51V46H183V44L181 45ZM227 43H231V44H229L230 45V48H229V45L227 44ZM250 43V42H249ZM252 43H256V42H252ZM18 44V43H17ZM41 44V43H40ZM49 44H50V42H49ZM48 44V45H49ZM59 44H61L60 46H58ZM69 44H70V47H69ZM136 44V43H135ZM142 44V43H141ZM146 43H144L143 45H145ZM148 44H146V45H148ZM220 44H222L221 46H220ZM251 44V43H250ZM31 45V44H30ZM42 45V44H41ZM53 45V46H54ZM100 47H99V46ZM119 45V46H120ZM134 45V44H133ZM191 45H193V46H191ZM227 45H228V47H227ZM231 45H233L234 46V48H235V50H234V48L233 49H231L233 46H231ZM10 46V45H9ZM9 46H7L8 48H9ZM35 46V45H34ZM37 46V45H36ZM55 46V47H56ZM65 46V47H66ZM97 46V50L98 51H95L94 50V48ZM122 46V45H121ZM120 46V47H121ZM127 46V45H126ZM163 48H162V47ZM190 46L192 47V48H190ZM245 46H246V44H245ZM252 46V45H251ZM255 46V45H254ZM257 46V45H256ZM13 47V46H12ZM113 47V52H114V50H115V48ZM119 47V48H120ZM145 47V46H144ZM182 47H184L183 49H182ZM227 47V48H226ZM259 48L261 47V46H258ZM258 47H255V48H258ZM262 47H264V46H262ZM11 48V47H10ZM62 48V49H63ZM99 48V49H98ZM110 49V50H103V51H101L100 49ZM159 48H160V50H159ZM239 48V47H238ZM29 49V48H28ZM62 49H61V51H62ZM65 49V48H64ZM63 49V50H64ZM73 49H75V48H72V50ZM128 49H130V47L128 48ZM141 49V48H140ZM143 49V48H142ZM221 49H223V50H221ZM228 49H230L229 51H228ZM252 49H253V47H252ZM262 49V48H261ZM71 50V49H70ZM71 50V51H72ZM119 50V49H118ZM125 50H126V48H125ZM133 50V49H132ZM220 50V51H219ZM232 50V51H231ZM264 50V49H263ZM38 51V50H37ZM67 51V50H66ZM105 51V52H104ZM111 51V52H112ZM117 51V50H116ZM121 51V50H120ZM131 51V50H130ZM237 51V50H236ZM250 51H251V48H250ZM253 51V50H252ZM33 52H34V50H33ZM41 52V51H40ZM132 52V51H131ZM189 52V51H188ZM230 52V53H229ZM45 53V52H44ZM49 53V52H48ZM64 53V52H63ZM73 53V52H72ZM123 53V52H122ZM124 53H126V52H124ZM151 53H153V54H151ZM194 53V54H193ZM220 53H222V55H220ZM237 53V52H236ZM249 53V52H248ZM39 54V53H38ZM52 54V53H51ZM50 54V55H51ZM55 54V53H54ZM66 54V53H65ZM64 54V55H65ZM109 54H111V56L109 55ZM113 54H115V53H113ZM139 54V53H138ZM144 54V53H143ZM234 54H235V52H234ZM233 53H232V55H234ZM252 54V53H251ZM42 55V54H41ZM49 55V56H50ZM64 55H63V57H64ZM68 55V54H67ZM67 55H66V57H67ZM131 55V54H130ZM148 55V56H149ZM236 55V54H235ZM234 55V56H235ZM52 56V55H51ZM57 56V55H56ZM59 56V55H58ZM62 56V55H61ZM125 56V55H124ZM135 56V55H134ZM133 56V58L135 59V57ZM251 56V55H250ZM258 56V55H257ZM34 57V56H33ZM38 57H39V55H38ZM113 58V59H111V58ZM120 57H123V56H120ZM139 57V56H138ZM161 57H163L164 59H165V64H163V63H161L162 64V66H160V64H158V63H160V61H159V58L161 59ZM238 57V56H237ZM254 57H256V56H254ZM50 58V57H49ZM60 58V57H59ZM117 58V60L119 59L118 57H116ZM132 58V57H131ZM152 58V57H151ZM191 58H194V59H192L193 61H194V63H195V59H197V60H199L200 59V61H199V63L197 64L198 65V67H196V64H194L193 62V64H189V63H191V62H188V61H190L191 60ZM225 59V61H224V59ZM247 58V57H246ZM257 58V57H256ZM255 58V59H256ZM263 58V57H262ZM34 59V58H33ZM106 59V60H105ZM120 59H124V58H120ZM138 59V58H137ZM148 59V58H147ZM163 59V60H164ZM169 59H172L171 61H169L168 62V60ZM221 59H223V61L225 62H222V60ZM240 59V58H239ZM27 60H29V59H27ZM45 60V59H44ZM46 60H48V59H46ZM64 60V59H63ZM66 60V59H65ZM105 60V61H104ZM109 60V61H110ZM145 60V59H144ZM155 60H158V61H155ZM167 60V61H166ZM191 60V61H192ZM242 60V58L240 59V61ZM244 60H246L245 59V57H244ZM260 60H264V59H260ZM29 61H33V60H29ZM58 61H59V59H58ZM62 61V60H61ZM68 61V60H67ZM75 61V62H76ZM91 61V62H92ZM102 61H104V63H101ZM120 62H119V64L121 63V61L122 60H119ZM125 61H127V60H125ZM131 61H133V60H131ZM134 61H137V60H134ZM139 61V60H138ZM148 61V60H147ZM239 61V60H238ZM252 61V60H251ZM261 61V62H262ZM25 62H26V60H25ZM36 62V61H35ZM49 62V61H48ZM52 62V61H51ZM62 62H64V61H62ZM76 62V63H77ZM98 62H100L102 65H100V64H98L97 65V63ZM161 62H164V61H162V59H161ZM247 62V61H246ZM261 62H259L261 65H263L264 64V61L261 63ZM27 63V62H26ZM38 63V62H37ZM65 63V62H64ZM79 63H78V66H79ZM112 63V62H111ZM108 64L110 67L109 68H111V67H113V65H114V67L113 68H115V67H117V65L115 66V64ZM125 63V62H124ZM138 63V62H137ZM144 63V62H143ZM146 63V62H145ZM144 63V64H145ZM179 63L181 64V63H183V65L181 66V69L179 68L180 66H179ZM196 63H197V61H196ZM240 63V62H239ZM251 63V62H250ZM255 63H256V61H255ZM25 64V63H24ZM47 64V63H46ZM49 64V63H48ZM57 64H58V62H57ZM66 64V63H65ZM72 64V63H71ZM81 64V65H82ZM96 64V65H95ZM106 64V63H105ZM117 64H118V62H117ZM142 64V63H141ZM147 64V63H146ZM146 64L145 65H143V66H146ZM176 64L179 66L178 67V69H176ZM235 64H237V63H235ZM25 65H27V64H25ZM24 65V66H25ZM36 65V64H35ZM35 65H34V67L32 68L31 66V68L30 69H28V67H21L22 68V70H23V68H24V72H25V69L27 68V70L28 71H26L28 74H25L27 77H28V82H30V81H32V82H34V81H36V80H41V79H45L46 78V76H45V72H47L46 71V69L47 68H38V67H35ZM54 65V64H53ZM63 65V64H62ZM70 65V64H69ZM121 65H123V64H121ZM138 65V64H137ZM184 65H186V67L184 66ZM241 64H239V66H240ZM42 66V65H41ZM66 67H67V65H65ZM74 66V65H73ZM95 66V67H94ZM107 66V65H106ZM127 66H125V67H127ZM149 66V65H148ZM184 66V67H183ZM223 66H224V68H223ZM230 66H232V65H230ZM237 66V65H236ZM243 66H244V64H243ZM242 66V67H243ZM255 66V65H254ZM264 66V65H263ZM18 67V66H17ZM77 67V66H76ZM104 67V66H103ZM138 67H139V65H138ZM245 67H247V66H245ZM249 67V66H248ZM252 68H254L255 69V67H253V66H251ZM257 67H260V65H258L257 64ZM11 68V67H10ZM13 68V67H12ZM54 68V67H53ZM113 68L111 69V70H109L108 69V67H107V69L110 71V73H112L111 71H113ZM135 68V67H134ZM183 68V69H182ZM196 68H198V70H196ZM240 68V67H239ZM244 68V67H243ZM251 68V69H252ZM16 69V68H15ZM18 69V68H17ZM56 69V68H55ZM70 69V68H69ZM71 69H74V67L73 68H71ZM76 69V68H75ZM88 69V70H87ZM106 69V68H105ZM105 69H103V70H105ZM148 69V68H147ZM150 69V68H149ZM157 69H158V71H157ZM231 69V68H230ZM233 69H234V65H233ZM245 69H250V67L249 68H245ZM261 69V67L259 68V70H258V68H257V70L255 69V71H257V73H259L258 71H261L260 70ZM11 70V69H10ZM48 70V69H47ZM80 70H83V71H80ZM99 70H101V69H99ZM107 70V71H108ZM114 70H116V69H114ZM222 70V71H221ZM228 70V69H227ZM235 71H236V68L234 69ZM244 70V69H243ZM262 70L264 71V67H262ZM11 71H13L14 72V70H11ZM16 71V70H15ZM20 71H21V69H20ZM58 71V70H57ZM60 71H61V69H60ZM62 71H63V68H62ZM61 71V72H62ZM65 71V70H64ZM97 71H98V69H97ZM102 71V70H101ZM139 71V72H138ZM148 71V70H147ZM229 71V70H228ZM233 71V70H232ZM245 71H247V70H245ZM25 72V73H26ZM54 72V71H53ZM66 72V71H65ZM104 72V71H103ZM113 72V73H114ZM132 72H135V74H133ZM145 72V71H144ZM154 72H153V75H154ZM221 72V73H220ZM224 72H225V70H224ZM227 72V71H226ZM226 72H225V74H226ZM230 72V71H229ZM248 72V71H247ZM255 74H254V73ZM22 74H23V72H21ZM55 73V72H54ZM80 75V76H78V74ZM109 73V74H110ZM119 73V72H118ZM147 73V74H146ZM146 73H144V74H146V75H149L148 74V72H146ZM248 73V74H249ZM261 73H262V71H261ZM9 74H10V72H9ZM14 74V73H13ZM22 74H21V76H19V77H21L20 79L22 80L23 79V77H22ZM59 74H61V73H59ZM77 74V75H76ZM106 74H108V73H106L105 72V75ZM235 74V73H234ZM237 74V73H236ZM235 74V75H236ZM263 74V73H262ZM8 75V74H7ZM15 75V74H14ZM13 75V76H14ZM77 77H76V76ZM102 75H104V74H102ZM117 75V74H116ZM151 75H152V73H151ZM150 75V76H151ZM234 75V76H235ZM239 75V74H238ZM2 76V75H1ZM3 76H5V75H3ZM18 76H16V77H18ZM24 76V75H23ZM48 76V75H47ZM60 76V75H59ZM118 76V75H117ZM233 76V75H232ZM233 76V77H234ZM244 76V75H243ZM260 76V77H259ZM57 77V76H56ZM107 77V76H106ZM105 77V78H106ZM147 77V76H146ZM227 77H229V76H227ZM245 77V76H244ZM2 78V77H1ZM12 78H14V77H12ZM50 78H52V77H50ZM66 78L64 77V79L66 80ZM75 78H76V80H75ZM104 78V79H105ZM157 78V79H158ZM162 78V77H161ZM165 78V77H164ZM219 78H220V80H219ZM226 77H224V79H225ZM230 78V77H229ZM240 78H241V76H240ZM246 78V77H245ZM48 79V78H47ZM64 79H62V80H64ZM112 80L111 82L109 81V80ZM118 80L117 82L116 81H114V80ZM139 79V82L137 81ZM158 79V80H159ZM224 79L222 78V80L223 81H221L220 83H222L223 82V85L225 84L224 83ZM237 79V78H236ZM242 79V78H241ZM248 79H250V78H248ZM51 80V79H50ZM49 80V81H50ZM68 80V79H67ZM66 80V81H67ZM146 80V79H145ZM144 80V81H145ZM161 80V79H160ZM160 80H159V82H160ZM165 80L166 81H168L167 80V78H165ZM228 80V79H227ZM230 80V79H229ZM243 80V79H242ZM247 80V79H246ZM253 80H251V81H253ZM255 80H254V82L253 83H255ZM13 81V80H12ZM19 81V80H18ZM23 81H24V79H23ZM22 81V82H23ZM232 81V80H231ZM238 81V80H237ZM251 81L249 80V82L251 83ZM27 81L25 82L24 81V84L25 83H28ZM51 82V81H50ZM73 82V81H72ZM71 82V83H72ZM106 84H105V83ZM138 82V83H137ZM158 82V81H157ZM165 82V81H164ZM170 82H167V83H170ZM230 82V81H229ZM233 82V81H232ZM242 82V81H241ZM245 82V81H244ZM243 82V83H244ZM247 82H248V80H247ZM15 83V82H14ZM19 83V82H18ZM47 83V82H46ZM175 85L174 87H176V86H178V90H176L175 88L173 89L172 87H173V84ZM219 83V84H220ZM238 83H239V81H238ZM250 83H249V85H250ZM252 83V84H253ZM21 84H23V83H21ZM40 84H41V82H40ZM48 84H50V83H48ZM152 84V88H151V91H149V87H150V85ZM248 84V83H247ZM27 85V84H26ZM67 85V84H66ZM165 85V86H164ZM168 85H170V84H168ZM230 86H231V84H229ZM233 85V84H232ZM240 85V84H239ZM243 85V84H242ZM254 85V84H253ZM32 86V85H31ZM30 86V87H31ZM35 86V85H34ZM43 86V85H42ZM41 86V87H42ZM159 86V85H158ZM222 86V85H221ZM246 86V85H245ZM22 87V86H21ZM39 87V86H38ZM112 87V88H111ZM243 87V86H242ZM246 87H248V86H246ZM19 88V87H18ZM33 88V87H32ZM45 88V87H44ZM221 88V87H220ZM222 88H223V86H222ZM227 88V87H226ZM229 88V87H228ZM257 88H261L260 90L261 91H257V90H259V89H257ZM52 90L54 89V88H51ZM55 89V90H56ZM104 89V90H105ZM212 89V93L214 94V92H216L217 93V98H216V94H214V96L210 93V90ZM213 89H214V91H213ZM229 89H231V88H229ZM35 90V89H34ZM44 90V89H43ZM219 90L221 91V94H225L226 95V97L224 96V100H222V98H221V100L222 101H225V98H227L228 99V102H229V98H231V100H235V101H237L236 103H237V105L240 107V109H241V111H242V109L245 107V104H248L247 105V107L249 106L250 107V110H251V108H252V110L250 111L249 110V108H248V111H247V108H245L241 113H240V111L239 112H237L238 110H239V107L236 105V107H238V108H236L235 107V110H234V107H231L230 109L228 108L227 110H225V104L227 103V102H224V104H222V103H220V101H219V99L218 98H220L219 97ZM222 90H224V89H222ZM226 90V89H225ZM241 90V89H240ZM30 91H32L31 89H30ZM49 91V90H48ZM54 91V90H53ZM112 91V90H111ZM227 91V90H226ZM248 91V90H247ZM246 91V92H247ZM36 92H37V90H36ZM121 92V93H120ZM42 93V92H41ZM47 93V92H46ZM49 93V92H48ZM52 93V92H51ZM108 93V92H107ZM110 93V92H109ZM111 93H113V92H111ZM113 93V94H114ZM115 93V94H116ZM163 93H164V95H163ZM117 94V95H118ZM159 94H161V95H163V97H166L167 95H170L171 96V98H170V96L169 97H167V98H169L168 99V101H167V103H168V105H169V103H171V99H172V101H174L173 102V104H176V105H178V107H179V104H177V103H181L184 99V101L182 102L183 103V109H182V106H180L181 108H178L179 109V111H181V112H179L180 114L179 115H177V118H178V120L179 121H177V123H178V125H174V126H177V129H178V127H179V129H180V132H178V134L176 135L174 132H171V126H169V124H170V119H169V115H170V110L172 109H170L169 110V112H168V110L166 109V106H164V105H167L166 103H163V100H162V103L164 104L163 106H164V108H162L163 106H162V103L160 102V101H158V102H160L159 104H160V108L162 109L160 112H158L159 110H160V108H159V110H155V111H157V113L155 112V111H153V112H155V113H151L152 115H150V111L149 110H154L153 108H155V105H154V107H153V105H152V107H151V105L149 106L147 103L148 102H150V101H154V100H156V98H158L159 97ZM240 96H239V95ZM244 94V93H243ZM51 95H53V94H51ZM108 95V94H107ZM166 95V96H165ZM212 95V97H214V100H215V98H216V101L214 102V105H215V103L217 102V101H219L218 103H220V105L222 106H224V111L222 112H220L219 110V108H216V106H213V102H209V100H210V96ZM185 96H187L186 98H184ZM220 96H222V95H220ZM238 96H239V98H238ZM48 97V96H47ZM107 97H109V96H107ZM119 97V96H118ZM117 97V98H118ZM122 97V98H121ZM155 97V99H151V98H154ZM162 97V98H163ZM181 97H183V100L182 101H179V100H181L180 98ZM211 97V98H212ZM233 98V99H232ZM149 99V100H148ZM151 99V100H150ZM187 99V100H186ZM199 99H203L204 101H206V102H208V105H207V103L206 102H204V103H206V104H202L203 103V101H200L201 102V104H202V108H198L199 106H197L198 105V103H200L198 100ZM213 99V98H212ZM212 99H211V101H212ZM146 100H148V102L147 103H145L146 102ZM158 100V99H157ZM160 100V99H159ZM233 100V101H234ZM102 103H101V102ZM107 101V100H106ZM108 101H109V99H108ZM112 101V100H111ZM124 101V102H123ZM232 101V102H233ZM123 102V103H122ZM231 102V101H230ZM231 102V103H232ZM250 102V103H251ZM69 103V102H68ZM105 104H106V102H104ZM109 103V102H108ZM112 103V102H111ZM131 105H130V104ZM132 103H134L135 105H133ZM147 104V105H145V104ZM210 103H212V105L210 104ZM234 103V102H233ZM125 104V105H126ZM143 104L146 106V107H141V106H143ZM172 104V103H171ZM170 104V105H171ZM172 104V105H173ZM201 104H200V107H201ZM229 104V103H228ZM227 104V105H228ZM240 104H241V101H240ZM244 104V105H243ZM70 105H74V106H71L70 107ZM111 105V104H110ZM133 105V106H132ZM137 105V106H136ZM102 106V107H101ZM104 106H105V108H104ZM136 106V107H135ZM162 106V107H161ZM230 106V105H229ZM235 106V105H234ZM122 107V106H121ZM135 107V108H134ZM157 107H159V106H157ZM114 108V107H113ZM116 108V107H115ZM124 108L126 109V106H123V110H124ZM232 108H233V110H232ZM52 109V108H51ZM54 109V108H53ZM57 109H59V108H57ZM107 109H109V108H107ZM111 109V108H110ZM118 109H119V107H118ZM122 109H120V110H122ZM182 109V110H181ZM219 109V110H218ZM127 110V109H126ZM147 110V111H146ZM228 110H230V111H233V112H236V113H233V112H230V113H225L226 111H228ZM49 111V110H48ZM111 111H112V109H111ZM138 111H139V114H138ZM149 111V113L147 114V112ZM178 111V110H177ZM86 112V113H85ZM117 112V111H116ZM119 112V111H118ZM117 112V113H118ZM129 112V113H130ZM47 113V112H46ZM85 113V114H84ZM93 113V114H92ZM128 113V112H127ZM184 113V114H183ZM218 113H222L221 115H219V116H216V114L218 115ZM233 113V114H232ZM255 113V112H254ZM48 114V113H47ZM84 114V115H83ZM111 114V115H110ZM118 114H120V113H118ZM118 114H117V117H118ZM147 114V115H146ZM176 114V113H175ZM183 114V115H182ZM248 114L250 115L251 114V116H248ZM46 115V114H45ZM77 116L78 115V118H76V119H74V117L73 116ZM93 115V116H94ZM126 115V114H125ZM129 115V114H128ZM137 115V116H136ZM138 115H140L141 116V118H142V120H144L143 122H142V120L139 118V116ZM83 116V117H82ZM90 116V115H89ZM105 116H103L102 118H103V120L105 119L104 117ZM144 116V115H143ZM169 116V117H168ZM174 116H176V115H174ZM246 116H248V118L246 117ZM61 117V118H60ZM81 117L83 118V120L81 119ZM92 117V116H91ZM94 117V118H95ZM111 117L109 118V119H111ZM115 117V116H114ZM114 117H113V119H114ZM131 117V118H132ZM136 117H138V119H140V121L142 122V123H139V120H136L137 118ZM153 117V118H152ZM99 119H100V116L98 117ZM101 118V119H102ZM107 118V117H106ZM125 118V117H124ZM167 118L169 119V120H167ZM253 118V117H252ZM252 118H251V120H252ZM47 119V118H46ZM50 119H49V121H50ZM89 119H88V121H89ZM99 119H96V121L97 120H99ZM100 119V120H101ZM108 119V120H109ZM113 119H111V120H113ZM119 119V118H118ZM126 119H127V117H126ZM82 120V121H81ZM128 120H130V119H128ZM132 120V119H131ZM149 120H147V121H145V122H148ZM262 120V121H261ZM85 121V120H84ZM123 121V120H122ZM171 121H172V119H171ZM215 121H218V122H215ZM255 121H251V123H252V126H253V122H255ZM98 122V121H97ZM114 122V121H113ZM144 122V123H145ZM217 123L216 124V127H215V123ZM263 122L261 123V125H263V127L262 128H264V124H263ZM89 123V124H88ZM118 123V122H117ZM121 123V122H120ZM150 123V122H149ZM176 123V124H177ZM179 123H180V126H179ZM79 124H81V123H79ZM94 124V123H93ZM110 124V123H109ZM126 125H127V123H125ZM129 124V123H128ZM133 124V123H132ZM126 125H124V126H126ZM64 126H66V125H64ZM90 126H92V125H90ZM129 126V125H128ZM146 126V125H145ZM157 126H156V128H157ZM169 126V127H168ZM220 127V130H217V127ZM255 126V125H254ZM45 127V128H46ZM68 127V126H67ZM85 127V128H84ZM96 127V126H95ZM110 127V126H109ZM130 127V126H129ZM167 127L170 129V131H169V133H167L168 132V130L169 129H167ZM218 127V128H219ZM260 127V126H259ZM74 128H72V129H74ZM85 129V130H83V129ZM88 128H89V126H88ZM87 128V130H89ZM111 128V127H110ZM117 128V127H116ZM123 128V127H122ZM149 128V127H148ZM155 128V127H154ZM155 128V129H156ZM213 128V130H211V129ZM214 128H216L215 130H214ZM261 128V127H260ZM259 128V129H260ZM68 129V128H67ZM66 128H65V131L67 130ZM71 129V128H70ZM82 129V130H81ZM106 129H107V127H106ZM105 129V130H106ZM125 129V128H124ZM136 129V128H135ZM158 129V128H157ZM175 129H176V127H175ZM239 129H241V128H239ZM242 129V130H243ZM69 130V129H68ZM95 130H96V128H95ZM104 130V131H105ZM110 130V129H109ZM141 130V129H140ZM196 130V131H197ZM211 130V131H210ZM217 130V131H216ZM254 130V129H253ZM261 130V129H260ZM46 131H45V134H47L46 133ZM70 131H72V130H70ZM69 131V132H70ZM101 131V130H100ZM124 131V130H123ZM129 131H131V130H126V136H125V138H127L128 139V136H129V139L131 140V141H129V139L127 140V141H129V142H126L127 144L126 145H130L129 147L131 148V146H132V144H133V146H135V144L136 145H141V141H140V139L138 140L136 137V140L137 141H140V142H136V140H134L135 138H134V136L132 135V132H131V134H130V132L128 133ZM135 131V130H134ZM133 131V132H134ZM141 131H143V130H141ZM173 131H175V132H177L176 130H174V128H173ZM195 131V130H194ZM218 132V133H214L213 134V132ZM246 131H244L245 133H246ZM73 132V131H72ZM71 132V133H72ZM150 132V131H149ZM202 132V131H201ZM239 132V131H238ZM259 132V131H258ZM263 132V131H262ZM90 133V134H89ZM100 133V132H99ZM135 134H136V132H134ZM133 133V134H134ZM143 133V132H142ZM148 133V132H147ZM146 133V134H147ZM151 133V132H150ZM158 133V132H157ZM175 135H174V134ZM189 133V134H188ZM197 133H199V132H197ZM236 133V134H235ZM242 133V131L240 130V134ZM244 133V134H245ZM74 134V133H73ZM76 134V133H75ZM106 134H107V132H106ZM139 134V133H138ZM145 134V135H146ZM181 134V135H180ZM203 134V133H202ZM206 134H207V132H206ZM218 136H217V135ZM239 134V133H238ZM254 134H256V133H254ZM51 136H52V134H50ZM53 135H55V134H53ZM65 135H66V133H65ZM67 135H69V134H67ZM90 135H92V137L90 136ZM103 135H105V133L103 134ZM109 136H111V134H108ZM155 136H157V134H156V132H155V134H154ZM159 135V134H158ZM173 135H174V138H173ZM201 135V134H200ZM204 135V134H203ZM246 135V134H245ZM99 136V135H98ZM112 136H115V135H112ZM112 136H111V138H112ZM124 136H123V138H124ZM130 136H131V138H130ZM183 136V139H184V134L182 135ZM193 136V138H195L194 136H196L195 135V132H194V134L192 135ZM198 136V135H197ZM205 136V135H204ZM232 136H236V141L234 140L233 142L234 143H236L237 142V146H241V148H242V150H243V147L242 146H244V148H245V150H244V152L243 151H241V153H240V149H239V147H236V145H234L233 144V142L231 141L232 139H231V137ZM252 136V135H251ZM263 136V135H262ZM55 137V136H54ZM264 137V136H263ZM63 138V137H62ZM115 138H117V136H115ZM114 138V139H115ZM149 138H150V136H149ZM192 138V139H193ZM259 138H260V136H259ZM110 139V138H109ZM179 139H177V141H180ZM182 139V140H183ZM185 139H184V141H185ZM198 139V138H197ZM207 139H209V138H207ZM68 140L69 139H67V138H65V141H66V143L68 142ZM104 140V139H103ZM107 140H108V138H107ZM110 140H112V139H110ZM123 140V139H122ZM132 140H134V141H132ZM142 140V139H141ZM151 140V139H150ZM155 140V139H154ZM181 140V141H182ZM194 140V139H193ZM196 140V139H195ZM203 140V139H202ZM205 140V139H204ZM64 140H63V142H65ZM81 141H79V142H81ZM113 142H111V143H116L114 140H112ZM147 141V140H146ZM153 141V140H152ZM158 141V142H159ZM176 141V142H177ZM190 141H191V139H190ZM199 141V140H198ZM78 142V141H77ZM106 142V141H105ZM144 142V141H143ZM151 142V141H150ZM170 142V141H169ZM175 142V143H176ZM183 142V141H182ZM194 142V141H193ZM196 142V141H195ZM208 142V141H207ZM213 142V141H212ZM251 142V141H250ZM140 143V144H139ZM157 143V142H156ZM180 143V142H179ZM197 143V142H196ZM195 143V144H196ZM199 143H200V141H199ZM205 143V142H204ZM203 143V144H204ZM214 143V142H213ZM245 143H246V141H245ZM70 144V145H71ZM98 144V143H97ZM118 144V143H117ZM116 144V145H117ZM143 144V143H142ZM150 144V143H149ZM162 144L161 145H159V146H162ZM177 144V143H176ZM190 144H191V142H190ZM189 143L187 144V145H190ZM194 144V145H195ZM218 144H220V145H218ZM111 145H113V146H111ZM154 145V144H153ZM193 145V144H192ZM207 145V144H206ZM76 146V145H75ZM158 146V145H157ZM158 146V147H159ZM200 146H202V145H200ZM208 146H209V143H208ZM126 147V146H125ZM125 147L124 146H122L121 147V149H125ZM128 147V148H129ZM135 147H137V146H135ZM186 147H189V146H186ZM195 147V146H194ZM254 147V146H253ZM115 148V149H114ZM127 148V147H126ZM140 148V147H139ZM138 148V149H139ZM193 148V147H192ZM197 148H198V146H197ZM206 149H207V147H205ZM251 148H252V145H251ZM255 148V147H254ZM120 149V150H121ZM137 149V148H136ZM194 149V148H193ZM201 149V148H200ZM207 149V150H208ZM239 149V151H237ZM134 150V149H133ZM187 150V149H186ZM189 150H191V149H189ZM195 150V149H194ZM212 150V151H211ZM260 150V149H259ZM128 151V149H126V151H124V152H127ZM160 152H161V150H159ZM185 151V150H184ZM193 151V150H192ZM197 151H198V149H197ZM246 151L247 152H249V153H247L246 154ZM129 152V151H128ZM132 152V151H131ZM200 152V151H199ZM207 152V151H206ZM260 152V151H259ZM104 153L106 154V156L104 155ZM134 153H136V151H134ZM141 153V152H140ZM192 153H194V152H192ZM242 153H245V154H242ZM256 153V152H255ZM195 154V153H194ZM206 154V153H205ZM126 155V154H125ZM146 155H148V154H146ZM151 155V154H150ZM183 155H185L186 156V154H183ZM198 156H199V154H197ZM201 155V154H200ZM202 156H205L204 155V153L202 154ZM201 156V157H202ZM210 156V155H209ZM208 156V157H209ZM90 157V156H89ZM89 157H87V159H89ZM147 157H146V159H147ZM162 157V158H161ZM170 157H171V159H175V160H177V161H173V160H170ZM200 157V156H199ZM200 157V158H201ZM218 157V158H217ZM167 158L169 159V161L171 162V164L174 162V163H176L177 162V166H176V164H170V168L172 167L173 169H174V171L175 172H173V170L171 171V173H176L177 172V175L178 174H182V176H178V178H180V180L181 181H185V178L184 177H186L185 175L183 176V173L185 174V172L187 173V175H188V172L190 171V173L189 174H192L194 171V173H196V175H197V172H198V174H200V173H202V179H204V180H202V183H203V181H205L204 182V184L205 185H203L202 184V186H201V192H196V197L195 196H193V197H186V194H187V191L190 189V186H195V185H192V181H191V179H193L194 181H196V178L194 179L193 177L195 176V174H194V176L193 175H188V176H190V178L189 177H186V178H188V180L190 179V181H191V184H189L190 182H185V183H187L186 184V187L188 186L189 187V189L187 188V191L185 192V194H183V192H182V194H183V196H185V198L184 197H182V195L181 194H179L181 197H179V196H173L172 195V193L176 190V185H177V187H179V185L180 184H182L183 185V182H181V181H176L175 179L177 178V176L175 177V175H173L174 177H175V179H173L174 177H172V176H170L169 178H172V179H167V176L168 175H165L164 173H165V170H166V168H168L169 169V166L168 167H166L165 166V168H164V166H163V168L160 166V169L161 170H163L162 172H164V173H162V174H164L165 176H164V178L162 177L163 175L160 173L159 175H158V172H160V169L157 167V165H158V163H161V161H162V163H163V160H165L166 159V161H164V163L166 164V162H167ZM178 158H179V161H178ZM181 158H182V156H181ZM206 158V157H205ZM252 158H254V159H252ZM86 159V160H87ZM144 159H145V157H144ZM161 159H163V160H161ZM189 159H190V157H189ZM192 159V158H191ZM190 159V160H191ZM212 159V162H213V160L215 161V163H216V160L214 159V158H211ZM210 159V160H211ZM258 160V161H254V160ZM151 160H153V161H151ZM193 160V159H192ZM202 160V159H201ZM206 160V159H205ZM208 160V159H207ZM147 161V160H146ZM168 161V162H169ZM173 161V162H172ZM182 161H183V164H182ZM203 161V160H202ZM238 163V168H236V170H238V171H234V175H232L233 173H231L232 171L230 170V168H231V165L233 164V163ZM131 163V164H130ZM143 163V162H142ZM163 163V164H164ZM179 164H180V167H182V168H180L179 167ZM90 165V164H89ZM162 165V164H161ZM166 165H168V163L166 164ZM183 165V166H182ZM204 165V163L202 164V166ZM207 165H209V163H207ZM206 165V166H207ZM215 165V164H214ZM235 165V164H234ZM237 165V164H236ZM235 165V166H236ZM133 166V167H134ZM140 166V165H139ZM199 166H200V163H199ZM210 166V165H209ZM259 166V167H258ZM175 167H176V169H175ZM261 167V169H262V171L263 172H261V175H260V168ZM132 168V167H131ZM146 168H149V167H147L146 166ZM159 170H158V169ZM205 168V169H204ZM201 169V170H200ZM202 169H204V170H202ZM219 169H220V171H224L223 173L225 174V176H228V174H229V176H230V174L232 175V176H230V177H233L232 179H234L233 181H234V183L232 184V185H229V183L228 184H226V185H229L228 186V188H227V186L225 187V183H224V181L223 182H220V181H218L215 177H219V176H221V175H219V173H220V171H219ZM259 169V170H258ZM95 170V171H96ZM192 170H194L193 172H191ZM133 171V170H132ZM147 171V170H146ZM197 171V172H196ZM219 171V172H218ZM231 171V172H230ZM200 172V173H199ZM95 173V172H94ZM93 173V174H94ZM135 173V172H134ZM139 173H141V172H139ZM143 173H144V171H143ZM147 174V173H146ZM168 174V173H167ZM221 174H222V172H221ZM227 174V175H226ZM96 175V174H95ZM98 175V174H97ZM145 175V176H144ZM223 175V174H222ZM211 176H212V178H215L214 180L216 181H218L219 182V184H218V182H212V181H214V180H212V178H211ZM260 176V177H259ZM184 178V180H182ZM198 178H199V175H198ZM197 178V179H198ZM129 179L131 180V181H129ZM165 179H167V180H169L168 182H167V180H165ZM231 179V178H230ZM263 180H264V178H262ZM150 180V181H149ZM187 180V179H186ZM187 180V181H188ZM201 179H199V181H200ZM89 182H90V179H89ZM94 182V181H93ZM97 182V181H96ZM172 182L175 186H173L172 185V183H171V185H170V183ZM92 183V182H91ZM151 183V186H152V191H150V192H153V196H154V198H153V196L150 198L149 197V195H148V197H147V195L146 194H148L146 191H148L149 192V189H148V186H149V184ZM180 183V184H179ZM185 183H184V185H183V189H184V186H185ZM221 183V184H220ZM222 183H223V191L222 190H219V187H218V185H222ZM147 184V185H146ZM189 184V185H188ZM195 184V183H194ZM182 185H180L181 186V189H182ZM151 186H150V189H151ZM171 186H173L172 188L173 189H171ZM230 186L233 188V187H235V188H233V189H230ZM236 186H238L239 187V190L238 189H236ZM221 187V186H220ZM221 187V188H222ZM224 187H225V189H224ZM259 187V188H258ZM175 188V189H174ZM192 188L194 189V187H191V189H190V191H188V195H190V194H192L193 195V191H192ZM226 188L228 189V190H226ZM260 189L261 188V191H259V193H261L262 191H263V193H262V197L261 196H259L258 195V192L256 193L255 192V196H256V194L258 195V199L257 200H254V198L253 197H251V195H252V192H251V189L253 190V189H256V190H258V189ZM148 189V190H147ZM182 189V190H183ZM198 188L196 187V189H194V190H197ZM236 189V190H235ZM173 192H172V191ZM181 190V191H182ZM229 190H231V191H229ZM168 191H169V193H168ZM170 191L172 192V193H170ZM181 191H179V189H178V192H180L181 193ZM191 191H192V193H191ZM208 191H210L211 192V194H210V197H212L211 195H213L214 197H213V201L215 202L216 201V203H219V201H220V203H222L223 202V195L224 194H226L225 196H224V198H225V203H224V206H225V204H226V208L228 209V211H229V214H228V212L226 211V212H224V214L225 213H227L229 216H230V220H229V216L227 217V219L224 217V214L222 213L221 215H219L220 214V212L221 211H219V214H218V210H217V212H216V210L215 211H211V206H210V204H209V201H210V197L209 196H207V193H208ZM221 191V192H220ZM146 192V193H145ZM175 192H177V190L175 191ZM174 192V193H175ZM254 192V191H253ZM169 194L168 196L166 195V194ZM173 193V194H174ZM198 193H199V195L202 197H200V199L202 200L201 201V203L200 204H197L198 203V199H199V195H198ZM206 193V194H205ZM194 194H195V192H194ZM254 194V193H253ZM178 195V194H177ZM151 196V195H150ZM170 196V197H169ZM194 197H195V201L193 200L194 199ZM5 198H7V197H5ZM4 197H3V199L4 200H2L1 198H0V264H45L46 263V261H44V260H42V258H40L39 259V257L37 256V254H35L32 250H31V248H30V242H29V238H28V235L29 234H27V224L26 223H23L22 224V222H20L21 224H20V226H17V225H19V223L17 224V223H14V222H16L17 220H19L20 219V217L18 218L17 217V219H16V221H13V219H11V221H6V219H8L7 217H9L10 218V216H8L7 214L8 213H11V212H9V210H7L8 209V207H7V209H6V206L5 205H7V204H10V205H13L14 203L16 204V201H14L13 202V199L12 200H9V199H11L10 197H8L7 199H5ZM145 198H146V200H145ZM153 198V199H152ZM217 198V199H216ZM16 199V198H15ZM130 199H132V200H130ZM152 199V200H151ZM200 199H199V201H200ZM194 201V203L195 202H197L196 203V205H194V203L192 204V202ZM218 200V201H217ZM228 200V201H227ZM211 201H212V199H211ZM213 201H212V204H213ZM248 202V203H247ZM240 203H242L243 205H244V203H247L248 204V208H247V211H246V213L248 212V213H250V215H251V213L253 214V209H254V214L256 213V212H258L257 210H261L262 211V213H261V211H259V213L260 214H263V217H261V215H260V219H258L257 217L255 218L254 217V215L252 216L251 215V219H252V224H253V226H251L250 224H247V225H245V227H242V228H238V230L237 229H235V228H237V226H235V223H236V219H234V216L237 218V216H236V212H237V210H239V212L240 213H243L244 212V210H243V208H242V211H240V209L238 208L240 205H242V204H240ZM255 203V204H254ZM209 206V208H208V206ZM223 205V204H222ZM15 206H19L18 205V203L15 205ZM221 206V205H220ZM220 206H218L219 208H220ZM245 206H246V204H245ZM245 206H244V209H245ZM256 206V207H255ZM258 206V207H257ZM211 207V208H210ZM217 207V206H216ZM229 207V208H228ZM10 208V207H9ZM221 208H222V206H221ZM223 208H225V207H223ZM241 208V207H240ZM257 208V209H256ZM208 209H210V214H208L207 213V210ZM213 209V208H212ZM214 209H216V208H214ZM213 209V210H214ZM226 209V210H227ZM139 210V211H138ZM223 211V210H222ZM256 211V212H255ZM107 212H110L109 214L107 213ZM209 212V211H208ZM199 213V217L197 216V214ZM236 213V214H235ZM239 213V214H240ZM247 213V214H248ZM143 214V213H142ZM151 214V213H150ZM151 214V215H152ZM235 214V215H234ZM148 215V214H147ZM185 216V220L184 221H186V222H188L186 225L185 224H181V223H179V224H181V225H178V223L177 222H181L179 219L180 218H182L183 219V217H181V216ZM233 215V216H232ZM242 215V214H241ZM249 215V216H250ZM205 216L206 215H204V217H201V218H205ZM208 216H207V218H208ZM223 216V217H222ZM232 216V217H231ZM255 216H256V214H255ZM108 217V218H109ZM190 216H188V218H189ZM254 219H253V218ZM133 218H136V216L135 217H133ZM140 218V217H139ZM151 218H149V220L151 219ZM193 218L191 219L190 218V220H191V222H192V220H193ZM201 218H199L200 219V221H198L197 219V221H198V224H199V222H201ZM224 218H225V221H224ZM246 218V217H245ZM247 218H249L248 216H247ZM246 218V219H247ZM181 219V220H182ZM206 219V218H205ZM98 220H100V218H98ZM121 220H123V221H121ZM128 222H127V221ZM130 220V221H129ZM136 220V219H135ZM179 220V221H178ZM210 220V219H209ZM227 220H229V221H227ZM235 220V221H234ZM238 220V219H237ZM245 220V219H244ZM248 220V219H247ZM247 220H245V222L247 221ZM253 220H254V223H253ZM20 221V220H19ZM22 221H24V220H22ZM165 221H166V223H165ZM240 221V220H239ZM249 222L251 221L250 219L248 220ZM26 222V221H25ZM133 222H134V219H133ZM182 222H183V220H182ZM186 222H184V223H186ZM227 222V225H226V227H225V225H223V223H226ZM238 222V221H237ZM244 222V221H243ZM160 223V224H161ZM162 223V224H163ZM197 222H195L194 221V223L193 224H195V225H198V224H196ZM204 222H202V223H200L201 225L203 224ZM209 223V222H208ZM246 223H248V222H246ZM15 224H17V225H15ZM27 226H26V225ZM131 224V223H130ZM134 224V223H133ZM192 224V225H193ZM239 224V223H238ZM132 225V224H131ZM152 225V226H151ZM192 226V227H196V226ZM204 225V224H203ZM237 225V224H236ZM150 226V227H149ZM158 226V225H157ZM165 226V225H164ZM177 226L179 227V226H181V229H180V227H179V232H176V231H178L177 230ZM199 226V225H198ZM197 226V227H198ZM240 226V225H239ZM96 227H98L99 228V226H98V224H97V226ZM133 227H136V226H133ZM132 227V228H133ZM147 227H149L148 229H146ZM162 227H163V225H162ZM183 227V228H182ZM187 227V229H185ZM184 229V232L183 233H185V238H186V236H189V235H192V233L190 234V231L193 229L192 227H191V230H190V226L188 227V226H186ZM203 227V226H202ZM211 227V226H210ZM137 228V227H136ZM134 228L135 229V231L136 230H138L139 228ZM144 228H145V230H144ZM199 228H200V226H199ZM204 228V227H203ZM212 228H215V227H212ZM125 229H127V228H125ZM128 229H129V227H128ZM134 229H130V230H134ZM195 229V228H194ZM202 229V228H201ZM211 229V228H210ZM239 229H241V231H239ZM129 230V231H130ZM197 230V229H196ZM195 230V231H196ZM204 230V229H203ZM215 230V229H214ZM198 231V230H197ZM205 231V230H204ZM220 233H219V232ZM239 231V232H238ZM192 232H193V230H192ZM203 232V231H202ZM207 232V231H206ZM215 232V231H214ZM213 232V233H214ZM215 232V233H216ZM261 232V233H260ZM138 233V232H137ZM188 233H189V235H188ZM198 233V232H197ZM197 233H195V236H196V234ZM143 234H140V236L141 235H143ZM145 234H146V232H145ZM202 234V233H201ZM194 235V234H193ZM198 235V237H199V235H200V233H198L197 234ZM144 236V235H143ZM181 236H182V233H181ZM183 236H184V234H183ZM195 236H190V237H195ZM145 237V236H144ZM190 237H188L189 238V240H190ZM202 238V237H201ZM231 238V237H230ZM193 239V238H192ZM195 239V238H194ZM197 239V238H196ZM232 239V238H231ZM230 239V240H231ZM143 240V239H142ZM141 240V241H142ZM199 240H200V238H199ZM240 240V239H239ZM31 241V240H30ZM138 242L139 244V246H137L139 249H144V248H146V245H144L145 243H143V242H145V241H143V242ZM191 241V240H190ZM195 241V240H194ZM200 242H202V241H200ZM198 243V242H197ZM227 243H228V241H227ZM236 246V245H235ZM237 248V247H236ZM261 249V251H259L258 249ZM117 249H118V247H117ZM245 249V248H244ZM145 250V249H144ZM139 251V250H138ZM137 251V252H138ZM245 251V250H244ZM147 253H149L148 251H146ZM140 253V252H139ZM148 255V254H147ZM242 257H243V255H242ZM260 257V258H259ZM248 260V259H247ZM246 259H245V261L246 262H248ZM257 260V261H256ZM49 262V261H48ZM53 263V262H52ZM252 263V262H251ZM46 264H51V263H46ZM249 264V263H248Z\"/></svg>",
    "mask_w": 264,
    "mask_h": 264
}]
</instances>
